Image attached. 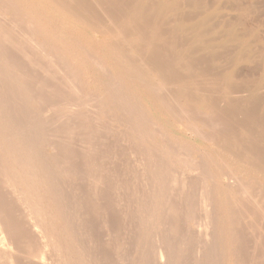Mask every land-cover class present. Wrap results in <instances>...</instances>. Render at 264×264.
Instances as JSON below:
<instances>
[{
	"label": "rangeland",
	"instance_id": "374dc122",
	"mask_svg": "<svg viewBox=\"0 0 264 264\" xmlns=\"http://www.w3.org/2000/svg\"><path fill=\"white\" fill-rule=\"evenodd\" d=\"M7 1L12 2V3H10L11 6H13L12 8L9 7L10 4L8 5L9 2H7ZM85 1L84 0L79 1V2H85L83 4L77 3L76 5L75 4L72 5V4H70L69 0H67L66 3L67 4L69 3L68 5L69 6L71 5L73 7H69L65 3V6H66L65 8H68L65 10V8L57 6L55 4V0H14V2H13V0L12 1L6 0V2L3 0H0V9H1L0 10V20H1L0 22H2L0 24V26H1V28H0V32H1L0 40L2 39V36H3V39H2L3 42H2V40L0 41V46H1L0 52L5 51V53H6V54L3 52H2L3 54L0 53L1 54L0 55V70H1L0 71V73H1L0 74V91H1L0 97L2 95H4V99H3V96L0 98V108H1L0 114H2L0 116L1 117L0 121H1V125L4 124L3 125L4 129H3V127H2V129L0 128V130L2 131V133L0 131V134H3V135H0V141H2V142H0V146L3 143L2 146L5 148V150L7 149L5 151L2 146L0 147L1 148L0 149V169L2 168L0 170V220H1L0 224L2 223L0 225V230H3V228H5L6 230L4 229L5 231L3 230L2 232L4 234L6 233V235L4 236L3 233H2L3 234L2 235L1 232H0V234L4 237V238L2 237L3 239L6 240V238H7V240L6 241L4 240V242H5V245L7 244L8 248L5 245L4 246L6 247L5 251L8 250V252H9V253L8 252L4 253V250L1 249L3 251V255L0 254V257L1 258L3 257V260L2 261L0 260V263L2 262L1 264H5V263L6 264H12L15 260V264H18L19 262H20L19 264H35V262L38 258L36 264H41V262L43 263L45 261L46 262L43 264H47V263H49V264H57V263L58 264H172V263L173 264H244V263L245 264H247V263L253 264L254 262H255V264H264V218L261 217V215L262 216L264 215V156H262V154L264 155V144L262 143V142H264L263 141L264 140V123H263L264 122V112H263L264 111V100H263L264 99L263 98L264 97L263 96L264 95V93H263L264 89L261 90L262 92L260 94L263 99H260L258 101L255 100L256 102L253 101L254 103L251 102L252 100H250V99L248 100V101H250V103L246 100V99H248V94L246 95L247 92L246 93L244 92L245 95H244V93H240L242 97L240 96V94H238V98H236V101H237V103L242 102L243 105L238 104L240 107L239 106L236 107L234 109V111H235L234 112L233 108L231 110V107H229V106H227L229 109L228 110L225 105H222L221 103H219V104H221V105H219L217 101H214L215 103H213V99L211 100V98H210V97H212L211 95L213 94V92L212 91L208 92L207 90H203L201 88V90H199L198 93L204 92L203 95H206V98H203V96H202V99H201L203 102V104H202L201 101L198 102V99L195 98L198 95H196L197 93H196L195 89L192 88V87H194L193 86L194 83L192 81L193 79H191V78L194 75H196L195 77H197V78H196V80L194 79L195 82H199V81L201 82L202 81V82L206 83L207 78L211 79V77H212L211 80L207 81V82H209V81L211 82V84H209V83L207 84L208 87L206 85H204V83H203L202 87L206 86V88L203 87L204 89H209L210 85L218 84V83L214 82L215 78L212 75H210L211 77L209 75H207L205 77L204 76L205 74L202 73L200 67L198 69L196 68V70H193V69L190 71L187 70L186 64H188L189 62L193 64V59L188 57L186 45L184 43L181 44V47L179 45V47L176 48V50L171 49L174 52L173 55L174 56L176 55L175 58L173 57L174 62L172 61L173 62L172 63L173 65H172L171 60L173 58L170 57V55H169L170 53L168 54L169 46H168V43L166 41V40H168V38H166V37L160 38V39L164 40L163 42L164 43L166 42V44L168 46L167 47L166 44L163 43L165 46L162 44L163 45L162 50H164V52H165V50L167 51L166 57L169 56L170 59H168L169 57L168 58H166L164 56L162 57V55H165L164 53L161 55V59L160 58L158 60L156 58L152 59L150 54L148 55L149 52H147V50L142 51V49L144 50V48H145L144 46H142V44L140 45V46H142L141 48H139L140 46L136 45V43L137 44L139 43L138 42L139 38H138L137 34L134 32L135 30L132 31L135 27V23H131L129 21L130 17H128L127 13L126 14L124 13L126 17L124 16L123 13H120L121 11L126 12L125 9L120 10V8L119 9L115 8L112 11L111 9H113L114 7L113 8L111 7L113 5L110 2H108V0H107L106 4L101 3L102 1L104 2V0H102V1L101 0H98V1L92 0L93 2L90 0H85ZM129 1L133 2L134 0H129ZM258 1L259 0H257L256 3ZM95 2H96V4H95ZM206 2H208V4H209V2H212V3L215 2L216 3L217 0H211V1L206 0ZM4 3H6L5 7H4V5H5ZM212 3H211V5L213 6L215 3L214 4H212ZM80 4H82V5L86 4V6H82ZM78 5H80L81 7ZM257 5H259L258 7H261L264 4H262V0H261V4L258 3ZM74 6L75 7L77 6L80 8L76 9L77 7L75 8ZM89 7H90V9H88ZM103 7H106V8H103ZM83 8L86 9V12L91 16L90 18H92V19L94 18L95 14H96L97 19L94 18V19H96L95 22L100 21L99 22L100 25H99V27H97L95 29V31H93V28L88 27L89 22H90V18H88L89 15H87V13L86 14L84 13L85 17L83 16V11H85ZM207 8H209V7H207ZM8 9H10V10H8ZM11 9H14L15 13H17L16 12V10H17L19 12V13H17L18 15L14 13V10L11 11ZM69 9L70 10L75 9L76 10V12H74V13H76L75 15H77L78 13H80V15L73 16L74 13H70V12H73V10L69 11ZM87 9L90 12L87 11ZM96 9H98V10H96ZM103 9H104V11H103ZM77 10L81 11V12H78ZM93 10H94V12H93ZM185 10H186L185 8L181 9V12H179L180 15L179 14L178 15L183 16V14L185 13ZM3 11H4L5 15H4ZM118 12L120 13V15L118 14ZM182 12H183V14H181ZM12 13H13V16H15V15H17V16H15V18L10 17ZM92 13H95L94 16L92 15ZM113 13L117 14V16ZM261 13H263V14L261 15ZM111 14H113V16ZM186 14H187V12L185 13V15ZM259 14L261 15L259 17H257L258 15H256V17H254V16L244 17L242 19L244 27L246 29H249V30L252 29L253 27H256L257 22L260 19L263 18L262 20H264V16H263L264 11L260 12ZM119 16H121V18ZM123 16L125 17L126 20L123 18ZM9 17L11 18L10 20H8ZM79 17H81V18H79ZM86 17L89 19L88 21L87 20L85 21ZM102 17H104V18H102ZM113 17H114V19H117V20L119 19V21L116 20L117 21L116 22L113 19ZM17 18L21 19V22H19L20 20L18 21ZM192 18L196 19L195 15ZM77 19L79 21H77ZM82 19H84V21ZM26 20H28L29 22ZM123 20H125L124 23H123ZM114 21L118 26H119V23H121L120 29L122 31L119 30L118 26H116ZM23 22H25V23H23ZM85 22L88 23V25ZM92 22H90V23H92ZM101 22H104V23L102 24ZM106 23H108V24H106ZM9 24H11L12 27H14V28H11V25H10V28L12 30L15 29V32H14V30H13V32L16 35L13 34V36H12V34H11L12 30L8 31L9 28L8 29L6 28V26L9 27ZM22 24L25 26H23ZM30 24H32V25L29 26ZM133 24H134V27L132 26ZM125 25L126 26L128 25V26L126 27ZM4 26H5V28H4ZM23 28H25V29H23ZM110 28H112V31ZM124 28H126V33H127L128 28H131L132 30L131 29H129V30L131 31V33L134 32L133 33L134 35H132L130 33L131 35L129 37V34H127V36L129 37L127 39L126 34L123 33V31L125 32V30H123ZM68 29H69V31H68ZM107 29H108V32H110V34H108L106 32ZM114 29H116V31H114ZM4 30H6V31H4ZM27 30L28 31L31 30V31L28 32ZM70 30H72V32H70ZM85 30H86V32H85ZM24 31H26L28 33L24 32ZM99 31L101 33L103 31H105V32H103L100 35ZM119 31H120V33H119ZM4 33H5V35H4ZM48 33H49V35H48ZM17 34H19V35H17ZM20 34L24 35L25 37L27 36L30 38V40H29V38L26 37V41H28V42L33 41V43L35 42L34 44L33 43L30 44V42L28 43L29 44V46L27 48L28 50L26 49L27 42L25 41V37L22 35H21L22 36L21 37ZM7 35L9 36V38ZM124 35L126 36V38H123V37H125ZM16 36L17 37L20 36V38L24 39V40H22V39L18 38V41L20 39L19 42L22 41L24 46L15 40V39H17V38H15ZM103 36L105 37V39ZM109 36H111V38ZM13 37H14V39H13ZM32 37H33V40L31 39ZM106 37H109V38L106 39ZM113 38H114V40H113ZM126 39H127V41H126ZM160 39L159 40L157 39L158 41L155 39L154 42L155 43H156V41H157V43L160 42L159 44L161 45L162 40H160ZM34 40H36V41H34ZM41 40H42V42H41ZM51 40H53V41H51ZM106 40L109 41L107 43L108 45L106 44V42H107ZM116 40L118 43H116ZM38 41H40V42H38ZM45 41H46V43L48 41L47 46H45L46 45ZM49 41H51V42H49ZM83 41H84V43H83ZM120 41H121V43L123 42V44H122V46L124 45L123 49L124 50L127 49L125 51L126 54L132 51V53H129V55L132 56L135 53L134 56H132V58L135 57V55H136V57L134 59L135 61L133 59H131L132 61H134V62H132L128 58L131 56H129L127 54L128 57H126V58H128L127 59L128 61L127 62L125 61L123 63L125 67L123 65L120 66L116 62V60L114 61V58H113L114 57V49H116V46L120 45ZM103 42L105 44H103ZM112 42H114V43H112ZM132 42H134L133 43L134 45L131 44ZM145 42H146V40L144 41V44H145ZM8 43H10V44H8ZM51 43H53V44H51ZM125 44H127L128 46ZM19 45L20 46L22 45V46L20 47ZM31 45H32V47H31ZM34 45H35V47H34ZM38 45H40V46H38ZM110 45L113 47L115 46V48L111 47ZM11 46H12V48H11ZM43 46H45V47H43ZM23 47L25 50L23 49ZM33 47L35 49H33ZM128 47H130V48H128ZM133 47H135V48L138 47V50L140 49L139 50L140 52H146V53L145 54L140 53L138 50H136L137 48L134 50ZM232 47H233V49H232ZM232 47L230 46L229 50L227 49V50L220 51V54L223 55V56L221 55V57H223V58L227 57L226 55H229L231 52H233V50L235 52L236 47L234 46V44ZM7 48H9L10 50ZM16 48H17V50H16ZM20 48L23 49L21 52H20V50H21ZM29 48H32L33 52H31V50H29ZM50 48H51V50H50ZM55 48H56V50H55ZM177 49H179V50L182 49V50L178 51ZM230 49H232V50L230 51ZM52 50H53V52H51ZM74 50H76V51H74ZM92 51L95 52L96 54L93 53ZM27 52H31V53H27ZM44 52H45V54H43ZM87 52H89V53H87ZM175 52H176V54H175ZM223 52L224 53L227 52L228 54L227 53L223 54ZM91 53H93V54H91ZM182 53H184V54H182ZM185 53H186L187 57L185 56ZM9 54L12 56V58ZM12 54H14L15 56ZM52 54H54V57L52 56ZM63 54H65L66 56ZM88 54H90L91 57ZM179 54H180V56H178ZM55 55H58V56H55ZM138 55H140V56H138ZM181 55H183V56H181ZM43 56L45 58H43ZM61 56H62V58H61ZM14 57L16 59L15 61H14ZM48 57L50 58V60H48L49 62H47V59H49ZM55 57L57 59H55ZM146 57H148V58H146ZM176 57H178V58L176 59ZM181 57H183L182 58L183 60H181ZM33 58L35 59V61ZM52 58H54V59H52ZM67 58H69V59H67ZM91 58H93L92 59L93 61L91 60ZM136 58L138 59V61L140 60L144 63V64H142V63L138 62V64L139 63L142 64L141 66L144 67L143 68L144 70L141 68L140 64L136 65L137 64ZM61 59H64L65 61L61 60ZM190 59L192 60V62L189 61ZM52 60H55L54 63L52 62ZM56 60H58V61H56ZM59 60L62 62H60ZM152 60H154V63L157 62V64L152 63L153 62ZM160 60H162L164 64ZM63 61H64V63H63ZM66 61H69L68 63H69L70 67L67 65V63H65ZM158 61H160V63H161L160 65H162V64L163 65L162 66L158 65V63H159ZM167 61L170 63L168 64ZM186 61H188V63ZM51 62L53 64V66H52ZM56 62H58V63H56ZM180 62H182V63L185 62L183 64L185 66H183L182 63L179 64ZM55 63H56V65H55ZM62 63L64 66H66V68H67V69L65 68L66 70L63 68L64 66L62 67V65H61ZM98 63H99V65H98ZM131 63H135V65L138 67H136L134 64H131ZM174 63H175V65H174ZM226 63L227 62L221 63V68L223 70H224V67H225V69H228V68H226L227 67ZM229 63H230V65L231 64L233 65L235 63V61H234V63L228 62V67H229ZM47 64H49L48 65L49 68L47 67ZM170 64L173 66V67H171L172 69L170 68V66H171ZM192 64H190V65H192ZM224 64H225V66H222ZM237 64H239V65H236V69L239 70L241 68L240 71L242 70L241 72L243 74L240 76L239 74H241V72L237 71L236 76L239 78V81L241 80V82H243L242 80H244V82L247 84L248 82L255 81V79H258L260 77L261 70H259V69H257V67H255L257 65V63L255 64V66L252 63H248V62H238ZM92 65L93 66L95 65V66L93 67ZM133 65L135 66V68L133 67ZM240 65H242V66H240ZM72 66H74V67H72ZM167 66L171 69L170 71H169V68ZM175 66H177V67L179 66V68H177ZM71 67L74 70L70 69ZM105 67H106V69L104 70ZM180 67H182L181 68L182 71L179 70ZM183 67H184V69H183ZM201 67H202V65H201ZM237 67H239V69ZM100 68H101V70H100ZM136 68H138V69H136ZM152 68H153V70H152ZM254 68H256V69H254ZM258 68H260V67L258 66ZM79 69L82 72H80ZM158 69L163 71V73L160 72V74L161 73L163 75L166 74V76L164 78L162 77L163 76L162 74H161L162 76H160V77H162L161 79L157 75V74H159V71H160V70L158 71ZM4 70L6 72H4ZM103 70L106 72H107V70H110L112 76H115V77H113L114 80L111 79L112 78L111 75L108 76L110 74L109 71H108L109 74L107 73V75H105L106 72L104 74ZM134 70H135V73H134ZM137 70H139L138 72L140 74H142L144 71L147 73L142 74L143 75L142 76L137 72ZM154 70H155V72H154ZM248 70L250 72H248ZM70 71H73V75L77 74L75 77H79V78H75L74 76H72L71 75L72 72H70ZM96 71H97V73H96ZM69 72L71 74H69ZM10 73H12V74H10ZM177 73L180 74L179 77H178ZM181 73H183V74H181ZM188 73H190V74H188ZM152 74L154 75V77ZM176 74H177V76H176ZM69 75L72 78L74 77L73 79H76V80L72 81L71 77L68 78ZM168 75H170V76L172 75V79L169 78ZM181 75H182V77L185 76L187 79L185 77H183L184 78L183 79L181 77ZM189 75H190V77H187ZM138 76H139V78L141 76V79H144V78L146 80L149 79V81L148 80L147 81L149 84L151 82V84H152L151 87L153 86L152 88H154V90H156L158 87V89H157L158 91L156 90L154 92V94L155 93H157V94L154 95V94H151V92L147 91L148 90L147 83H146V85H144L145 87L142 85V84H145L146 80L142 81L140 79L141 82H144V83H140V81L138 80L139 79ZM149 76L152 77L151 81H150ZM249 76H251V77H249ZM130 77H133V78H130ZM166 77H168V78H166ZM253 77L254 78L256 77V78L254 79ZM66 78H68V79H66ZM136 78H138V79H136ZM173 78L176 80H174ZM181 78L185 81L187 80L188 83H190V85H189L186 82L187 86L189 85L187 87L188 89L185 90L183 88V84L185 81H183ZM234 78H235L236 82H234L235 81L234 80V81H232L233 83L237 84V82H238V83L242 84L241 82H239L236 79V77H234ZM245 78H246V80H245ZM249 78L254 79V80L251 81ZM167 79H168V81H167ZM189 79H190V81H189ZM198 79H199V81H197ZM28 80H29V82H28ZM70 80L72 82H70ZM127 80H129V81H127ZM155 80H157V81H155ZM178 80H180L179 81L180 83L177 82ZM247 80H249V81H247ZM74 81H75V85H73ZM79 81H81L80 82L81 84L79 83ZM111 81H112V83H110ZM162 81H163V84H162ZM169 81H172L173 83L174 82L175 83L173 84L172 82H169ZM164 82H166L167 85H166V83L164 84ZM76 83L78 84V86H76L77 85ZM84 83H85V85H82ZM118 84H119V86H121V85L122 86L119 88L118 86H116ZM178 84H182V85H178ZM7 85H9V86H7ZM114 85H115V87H117L118 93L116 92V88L114 87ZM159 85H161V86H159ZM171 85H173V86L171 87ZM29 86H30V90H29V88L27 89V87H29ZM181 86H182V88H181ZM11 88H12V90H11ZM72 88H75V89L79 88V89H78V91L77 90L74 91L75 89H72ZM90 89H92V90H90ZM171 89L174 90V92ZM84 90H85V92H83ZM7 92H9L8 95L10 94L9 96L11 98L7 95ZM72 92L73 93L78 92V93H80V95L77 93L73 94ZM88 92H90V93H88ZM18 93H19V95H18ZM31 93H33V94L31 95ZM91 93H92V96H91ZM76 94L79 97H77V96L75 97ZM15 95H16V97H15ZM157 95H158V97H156ZM6 96H7V98H6ZM24 96H27L29 98L31 97V99H27V97H26V100H27L26 101ZM72 97H75V101L81 100L80 103L79 102L76 103ZM245 97H247V98H245ZM34 98H35V100H34ZM69 98H70V101H68ZM77 98H80V99L77 100ZM86 98L88 100L90 99V101H92V102H89ZM161 98H162V100H161ZM243 98H245V100H243ZM2 99L5 101H3ZM71 99H72V102H71ZM82 99H86L87 102L85 100L82 102ZM206 99H208V100H206ZM38 100L42 101V102H39ZM165 100H166V102H165ZM262 100H263V103L261 102ZM6 101H8V102H6ZM52 101H54V102H52ZM168 101H170L172 103H170ZM60 102H62V103L64 102L63 104L67 105V107L68 106L69 107L67 108L66 106H63V104ZM8 103L10 104V106ZM28 103H30V105ZM51 103L53 104L52 106H51ZM71 103H72V105L74 104L75 106L74 105L72 106ZM78 103H79V106L77 105ZM86 103H89V104L85 105ZM169 103H170V105H169ZM216 103H217V105H215ZM56 104H57L58 108L55 107ZM58 104H59V106H58ZM173 104H174V107H173ZM47 105H48L50 110L52 107H53L52 110L54 108L55 109L57 108L56 111L54 109L55 113L52 110L51 111L53 112V114L51 113V111L48 113V111H47L48 107H46ZM70 105H71V107H70ZM188 105H190V106H188ZM83 106H84V108H83ZM214 106H216V107L218 106V107L216 108ZM43 107H44V109H42ZM63 107H65L66 110L68 109V112L66 111L67 115H66V112L64 110L65 108H63ZM72 107H73V109L76 110V112L72 111L73 110ZM222 107L225 111L222 109ZM2 108L4 111L2 110ZM12 108H13V110H12ZM20 108H23V109H20ZM59 108H61L63 110H61ZM191 108H192V110H191ZM240 108H242V110ZM7 109H8V111H7ZM88 109H90V110H88ZM140 109L142 110V112L140 111ZM195 109H196V111H195ZM257 109H258V111H257ZM40 110H41V112H40ZM45 110L47 112H45ZM59 110L61 112L60 115H59L60 112L58 113ZM243 110L246 112H243ZM252 110H254V111H252ZM13 111H14V113H13ZM23 111H24V113H23ZM34 111H36L37 113H35ZM42 111H44L45 113L43 114ZM132 111H133V113H132ZM221 111H223V112H221ZM56 112L58 115L56 114ZM69 112H70V115L68 114ZM89 112H90V114H89ZM139 112H141V113L139 114ZM41 113L43 115H46L47 118L45 116H43L44 117L43 118ZM47 113L49 115L51 113L52 115L49 116ZM91 113H92V115H91ZM180 113H182V114H180ZM244 113L245 114L247 113L246 116L247 115L248 116L246 117ZM54 114H56V115H54ZM64 114H65L66 118H64ZM119 114H120V116H119ZM141 114H142V116L140 117ZM175 114L176 115L180 114V116L183 115L184 118H186V119H184L182 116L181 117L178 116L179 118H182V119H179V118H177V116ZM250 114L251 115L253 114V115L251 116ZM17 115H18V117H17ZM39 115H41V116H39ZM72 115H73V117H72ZM254 115L256 116V118ZM12 116H13V118H12ZM19 116L21 118H23L24 121ZM57 116L59 117L60 120L58 119ZM67 116H69V117H67ZM39 117H41V118H39ZM257 117H258V119H257ZM8 118H9V120L12 118L11 120H13L14 122L11 121V123H10ZM27 118L29 120H27ZM35 118H37V119H35ZM52 118H53V121H52ZM56 118L60 121V123ZM45 119H48L49 123H47L48 120H45ZM122 119L125 120L126 122L123 121ZM243 119H245V120H243ZM6 120H8V121H6ZM37 120H40V121H37ZM65 120H67V121H65ZM146 120H148V121H146ZM2 121H3V123H2ZM15 121H17V122H15ZM31 122H33V123L31 124ZM13 123H18V125L13 124ZM25 123H26V125H29V126L24 125ZM182 123H184V125H185V123L186 124L188 123L189 127L186 128V126H188V125L184 126ZM1 125H0V127H1ZM8 125H9V127H8ZM115 125H117V126H115ZM132 125L133 126L135 125L134 127H136V128H134ZM158 125H159V127H158ZM10 126H12V127H10ZM51 126H53V127H51ZM85 127H86V130H85ZM112 127H113V129H112ZM17 128H18V130H17ZM22 128L25 129L26 131L24 132V130ZM37 128H38V130H37ZM91 128H92V130H91ZM140 128L142 131L140 130ZM158 128L161 130L160 133H159L160 130H158ZM180 128H181V130H180ZM191 128H192V130H191ZM47 129H50V130H47ZM110 129H112V130H110ZM11 130H13L12 131L13 133L11 132ZM59 130H61V131H59ZM62 130H63V134H62ZM209 130H211V131H209ZM258 130H260V131H258ZM261 130H263V131L260 134ZM20 131H22V133L24 132L23 135ZM27 131L29 134L26 133ZM31 131H33V132H31ZM37 131L39 132V134ZM41 131L42 132L44 131L45 133L43 132L41 134ZM64 131H65V133H64ZM66 131H67V133H66ZM10 132L12 133V135H10ZM19 132L21 134H19ZM35 132L38 135H43L44 139L41 140L42 136L37 137V135L34 134ZM8 133H9V137L6 136ZM14 133L20 137L19 138H18V136L16 137V135H13ZM25 133L28 136L30 134L35 135L37 138L34 136L33 137L29 136V137H31L32 140L35 138L34 139V140H36L35 142H37V139H38V142H37L38 144L35 143L34 140L32 141L31 138L29 139L25 135ZM51 133L52 134L54 133V134L52 135ZM148 133H150V134L148 135ZM253 133H254V135H253ZM122 134H124V135H122ZM146 134L151 139H149ZM201 134H202V136H201ZM206 134H208V135H206ZM151 135H153V136L151 137ZM161 135L163 137L160 138ZM198 135H200L201 137ZM203 135H205V136H203ZM258 135H259V137H258ZM54 136H56V138ZM66 136L68 138H65ZM6 137L8 139H14L12 141L16 142V143L13 142L14 145L11 144L13 147L15 146L14 147L15 151L17 149L19 150V148H21L23 145V147L21 148L22 150H19L20 151L19 152V158L21 156H22V158L25 157L24 160L27 161L26 164L24 163L25 161L22 159V162L21 163L19 162V166L16 165V163H18V161L16 160L17 156H18V154H17L18 151L14 152V154H11V153H13L14 149L10 145V147H12V150H11V153H9L10 148L8 146L12 141L5 139ZM24 137L25 138L27 137L28 139L27 138L26 139L28 141ZM58 137H60V138H58ZM20 138L22 139V141ZM51 138L54 139V141H51L52 144H50ZM152 138H155V140L154 139L152 140ZM4 139L7 141L5 142ZM23 139H25V141ZM56 139H58V140H56ZM39 140H40V143H39ZM60 140H62V141H60ZM146 140H147V142H146ZM223 140L225 142H223ZM249 140L251 142H249ZM8 141L10 142L9 144H7ZM25 142H27L26 145H25ZM29 142H31V143L29 144ZM32 143L35 144L36 147H34V145ZM257 143L259 144V146ZM28 144L30 146L26 147ZM157 144L158 145L161 144V146H158ZM226 146H228V147H226ZM37 147H39V148H37ZM161 147H163V148H161ZM172 147H173V150H172ZM224 147H225V149H224ZM24 148H26L27 150H25ZM167 148H168V150H167ZM253 148H255V149H253ZM261 148H263V149H261ZM39 149H41V150H39ZM27 151H29V152H27ZM40 151H42V152H40ZM260 151H261V153H260ZM7 152L9 154V157L7 156L8 155ZM21 152H22V155H20ZM23 152H24V154H23ZM25 152H27L29 154H27ZM30 152H32L33 154ZM58 152H59V154H58ZM10 154L12 155L11 157H10ZM35 154H37V155H35ZM183 154H186V155L184 156ZM251 154H254V155H251ZM14 155H15V157H14ZM27 155H29V156H27ZM182 155H183V157H182ZM235 155H237V156H235ZM40 156H42V157H40ZM259 156L262 158L259 159ZM29 157L32 159L29 160L30 159ZM60 157H62V159ZM158 157H159V160H158ZM188 157H189V159H188ZM56 158H57V160H56ZM182 158H183V160H182ZM36 160L38 162L37 164H36ZM14 161L15 162L17 161V162L15 163ZM19 161H21V159H19ZM55 161H57V162H55ZM10 163L13 164L14 166L13 165L11 166ZM28 164H30V165L28 166ZM31 164H32V166H31ZM62 164H65V165H62ZM187 164H189V165H187ZM20 165L21 166L23 165L24 167L21 168ZM26 165L28 168L29 167L31 168L30 170L27 168L31 174H29V172H27ZM71 165H73V166H71ZM193 165L195 167H193ZM62 166H64V169ZM187 166H188V168H187ZM34 167H35V169H34ZM61 167H62V169H61ZM65 167H67L68 169L67 168L65 169ZM194 168H196V169H194ZM22 169L26 170V171L24 172ZM258 169L259 170L262 169V171H257ZM44 170H45L46 174L43 173ZM222 170H223V173L224 172L226 173V175H224L225 173L222 174ZM18 172L20 174H18ZM47 172L48 173L50 172L49 173L50 175L47 174ZM75 172H77V173H75ZM203 173L204 174L206 173L205 174L206 176ZM209 173H210V175H209ZM13 174H15L16 176ZM227 174H228V176H227ZM33 175H34V179H33ZM36 175H37V177H36ZM223 175L225 177H223ZM11 176H12V178H11ZM46 176L48 177L49 182L48 181L46 182V180H47ZM49 176L52 178L50 179ZM4 177H5V180H4ZM35 177L38 180L36 182H35ZM233 177H235V178H233ZM20 178H22V180ZM41 179H42V181H40ZM93 179H94V181H93ZM12 180H14V181H12ZM20 180H21V182H20ZM31 180H34V181H31ZM50 180H53V181H50ZM95 180H96V183H95ZM32 182L36 183V185L38 186V190L36 192L37 195H39V196L41 195L40 197L37 196V198H36V195H34V193H33L32 195L35 196V199H34V197H32V195L30 193V190H31L30 187H33L30 185H34ZM65 183L66 184L68 183V184L66 185ZM8 184H9V187H8ZM51 184H54L55 186L54 185L52 186ZM69 184H71L73 187ZM232 184H233V186H232ZM235 184H236V186H235ZM204 186H206V187L208 186L207 190L205 189L206 187L204 188ZM10 187H11V189H10ZM12 187H14V188H12ZM16 187L18 188V190ZM26 187L28 189H26ZM237 187H239V188H237ZM53 188H54V190H52ZM202 188H204V189L202 190ZM231 188H233V189L231 190ZM12 189H14V190L11 191ZM41 189H43L44 192ZM21 190L22 191L25 190V191H23L25 196L20 193ZM63 190H64V192H63ZM241 190L243 193L241 192ZM261 190H262V193H261ZM49 191L51 192V194ZM253 191H255V193ZM10 192H12V193H10ZM40 192H41V194H40ZM16 193H17L18 197H17ZM62 193H63V195H61ZM253 193H254V195H253ZM260 193H261V195H260V197H258ZM43 195H46L45 199L43 198L44 197ZM70 196L72 199L70 198ZM244 196H246V197H244ZM24 197L25 198L28 197L27 199H28V202L30 203L29 205H28V202L26 203L27 199H23ZM66 197L69 200H67ZM208 198H210V199H208ZM48 199L51 201H49ZM32 200H34V201H32ZM38 200H41L40 201L41 203ZM242 200H243V202H242ZM43 201L47 202V204H52V205L47 206L46 203H43ZM261 201H263V203ZM24 202H25V205L27 204L29 206L28 208H27V205L26 206L24 205ZM259 202H260V204H259ZM66 203H67V205H66ZM31 204L33 206H35L34 204H36V206L39 205L38 212L40 213V215L35 214V216H37V218L40 216V219L39 218L38 219L39 220L43 219L44 221L42 220L41 222H44L43 224L45 226L47 225L46 227L43 224H42V226L36 225L37 224L36 222L38 221V220H36V217L33 216V218L36 220V222H35V220L31 219V217H32L31 215H34L32 212V208L34 209V207ZM253 204H254V206H253ZM30 205H31V207H30ZM204 205L206 206L207 209L205 208ZM250 205H252V206L250 207ZM76 206H78V207H76ZM68 207H70V208H68ZM30 208H31V213L29 212L30 210H27ZM210 208H212V209H210ZM246 208H249V209H246ZM47 209H49V210H47ZM252 209H254V210H252ZM23 210H25L26 212ZM69 210H71V211H69ZM235 210L237 211V214L235 213ZM239 210H241V211H239ZM27 211L29 212V214ZM47 211H49V212H47ZM43 212H45V214ZM48 213H51V214L48 215ZM207 213H208V215H207ZM41 214L42 215L44 214L43 217ZM190 214H192L193 217ZM53 215H54L55 219H54ZM62 215H63V217H62ZM257 215H258V218L256 220ZM185 216H186V218H185ZM245 216H247V217H245ZM45 217H47V218H45ZM67 217H68V219H67ZM206 217H207V219L210 218L209 219L210 222L206 220ZM45 219L47 221H45ZM51 219H52V221H50ZM235 219H237V220H235ZM261 219H262V221H261ZM204 220H206V221H204ZM245 220H247V221H245ZM45 222H46V224H45ZM51 222H52V224H50ZM69 223H71V224L69 225ZM75 223H77V224H75ZM34 225H36L37 227ZM1 227H2V229H1ZM39 227H41V228H39ZM44 227L47 229V232H49V233L46 232ZM33 228L35 229L34 233H37V232H39L37 230L42 229L44 232V235H42L43 232L40 230L39 234L37 233L36 234L37 236H36L32 231V230H34ZM36 228H37V230H36ZM51 228H55V229H51ZM190 230H191V232H190ZM52 231L53 232L57 231L58 235L56 236L54 234L56 232L53 233ZM72 231H76V232H72ZM7 232L9 233V235ZM51 232H52V234H51ZM40 234L42 235V237L40 236ZM46 234H48V235H46ZM53 234L55 235V237H53L54 236ZM37 237H40V238H37ZM45 237L47 239V242H45V240H44ZM2 238L0 237V239H2ZM183 239L185 240V242ZM187 239H188V241H187ZM208 239H209V241H208ZM234 239H236V240H234ZM11 240L13 243L11 242ZM74 240H76L77 242ZM182 241H183V243H182ZM38 242H41V243H38ZM51 242H52V245H51ZM215 242H216V244H215ZM240 242H241V244H240ZM43 243L44 244L46 243L49 246L47 247V245L46 244L43 245ZM44 246H45V248H44ZM179 246H181V247H179ZM239 247H241V248H239ZM27 248L29 249V251ZM31 248L32 249L34 248L33 249L34 252H33V250H31ZM38 248H40V250ZM61 248H62V250H61ZM50 249H51V251H50ZM1 250H0V253L2 252ZM30 250L32 251V253L36 252L35 253L36 255H34V254L32 255ZM47 250H49V251H47ZM41 251H42V253H41ZM43 251L45 253L46 252L47 253L43 254L44 253ZM10 252L14 255L15 258L11 257L12 254ZM29 252H30V256L32 257V259H33V256H35L36 258L34 257V259L32 260L31 257L29 255H27V253L29 254ZM39 252L42 254L41 257L43 256L45 259V261H41L40 263H38L40 258H41V257L39 258V256H40ZM6 253L9 254L10 258L8 255H7V257L5 256L6 259L4 258V254H6ZM48 253H49V255H48ZM55 254H56V256H55ZM23 255H25V256H23ZM51 256H53V257H51ZM219 256H220V258H219ZM240 256L241 257L243 256L242 259L240 258ZM26 257H28V258H26ZM46 257L47 258L49 257L50 259L49 258L47 259ZM11 258H13V259L10 260ZM80 258H81V260H79ZM7 259L9 261H7ZM58 259H59V261H58ZM242 261H244V262L242 263ZM7 262H10V263H7Z\"/></svg>",
	"mask_w": 264,
	"mask_h": 264
},
{
	"label": "bare ground",
	"instance_id": "6f19581e",
	"mask_svg": "<svg viewBox=\"0 0 264 264\" xmlns=\"http://www.w3.org/2000/svg\"><path fill=\"white\" fill-rule=\"evenodd\" d=\"M3 1H5L6 2V0H3ZM12 1V0H11ZM65 1V2H64ZM66 1L67 0H55V4L57 5V6H59V7H63V8H65L66 6H65V3H66ZM79 1H82V0H69V2H70V4H77V3H85V2H79ZM90 1H92V0H90ZM94 1V0H93ZM92 1V2H93ZM98 1V0H97ZM96 1V2H97ZM102 1V0H101ZM129 3H128V2ZM108 0V2H110L113 6H111L113 9H111L112 11L115 9V8H120V10L122 9H125V11L126 12H123V11H121L120 13H127V15H128V17H130V22L131 23H135V27H134V24L132 25L133 27H134V29L132 30L131 28H128V30H127V33H126V28H124L123 30H125V32L123 31V33L124 34H126V36H127V34H129V37H130V35L132 34V35H134L133 33L135 32L136 34H137V36H138V38H139V40H138V44L136 43V45H138V46H140L141 44H142V46H144L143 48H144V50L142 49V51H145V50H147V52H149L148 53V55L150 54V56L152 57V59L153 58H156L157 60L160 58L161 59V55L164 53L165 55H162V57L164 56V57H166V50H165V52H164V50H162V46L164 45V44H166V42L164 43L163 41L164 40H162V39H160V38H163V37H166V38H168V40H166L167 41V43H168V46H169V52H168V54L170 55V57H174L175 58V56L173 55V50H171V49H175L176 50V48H178L179 47V45H180V47H181V44H185L186 45V49H187V55H188V57L189 58H191V59H193V64L192 63H188V61H186L188 64H186V67H187V70H196V68L198 69L199 67L201 68V71H202V73L203 74H205L204 76L206 77L207 75H212L214 78H215V83H218V84H213V85H210L209 86V89H204V88H206V86H207V84L209 83V84H211V82L209 81V82H207L208 80H211L212 79V77H211V79H209V78H207V81H206V83L205 82H200L199 81V79L197 80V81H199V82H195L194 81V79L196 80V78L197 77H195L196 75H192L191 77V79H193L192 81H193V83H194V87H192V88H194L195 89V91H196V95H198V96H196L195 98L196 99H198V102L199 101H201L202 102V96H203V98H206V95H203L204 94V92H201V93H198L199 92V90H201V88L203 89V90H207L208 92H210V91H212L213 92V94L211 95L212 97H210L211 98V100L213 99V103H215L214 101H217L218 102V104L219 103H221L222 105H225L226 107L227 106H229V107H231V110H232V108H233V111H234V109L236 108V107H238L240 104L241 105H243L242 104V102L241 103H237V101H236V98H238V94H240V93H246V95L248 94V99H246L247 101L250 99V100H252L251 102H256V101H258V100H260V99H263L262 97H261V90L262 89H264V20H262V19H260L258 22H257V25H256V27H253L252 29H246L245 27H244V25H243V22H242V19L244 18V17H246V16H254V17H256V15H258L257 17H259V16H261L263 13H261V15L259 14L260 12H263L264 11V5L263 6H261V7H258L259 5H257L258 3H260L261 4V0H259L257 3H256V1L257 0H217V2L215 3V2H209V4L211 5V3L212 4H214L213 6L211 5H209L208 4V2H206V0H134L133 2L132 1H129V0ZM211 1V0H210ZM264 0H262V4H264V2H263ZM7 2H9V1H7ZM13 2H14V0H13ZM51 2V1H50ZM64 2V3H63ZM96 2H95V4H96ZM131 2V3H130ZM10 3H12V2H9L8 3V5L10 4ZM91 3V2H90ZM99 3V2H98ZM101 3H107V0L105 1L104 0V2L102 1ZM5 5H4V7L6 6V3H4ZM69 4V3H68ZM67 3H66V5L67 6H69ZM82 4H80V5H82ZM87 4V3H86ZM86 4H84V5H82V6H86ZM94 4V5H95ZM80 5H78V6H80ZM102 5V4H101ZM109 5V4H108ZM209 5V6H208ZM9 7H13V6H11V4H10V6ZM69 7H73V6H69ZM75 7V6H74ZM77 7V6H76ZM75 7V8H76ZM81 7V6H80ZM80 7H77L76 9H78V8H80ZM100 7V6H99ZM110 7V6H109ZM207 7H209V8H207ZM263 7V8H262ZM7 8V7H6ZM98 8V7H97ZM103 8H106V7H103ZM183 8H185L186 10H185V13L187 12V14L185 15V13L183 14V12L181 13V14H183V16H179L180 15V13L179 12H181V9H183ZM66 9H68V8H65V10ZM84 9V8H83ZM82 9V10H83ZM88 9H90V7L88 8ZM87 9V11H89ZM99 9V8H98ZM98 9H96V10H98ZM1 10V9H0ZM3 10V9H2ZM6 10V9H5ZM8 10H10V9H8ZM12 10H14V9H11V11ZM19 10V9H18ZM73 10V9H72ZM72 10H70L69 9V11H72ZM85 11H83V16L85 17V15H84V13L86 14L87 12H86V9H84ZM101 10V9H100ZM107 10V9H106ZM105 10V11H106ZM20 11V10H19ZM68 11V10H67ZM78 11V10H77ZM103 11H104V9H103ZM6 12V11H5ZM9 12V11H8ZM16 12L17 13H19L17 10H16ZM74 12H76V10L74 9L73 10V12H70V13H74ZM78 12H81V11H78ZM77 12V13H78ZM90 12V11H89ZM93 12H94V10H93ZM110 12V11H109ZM115 12V11H114ZM3 13H4V11H3ZM14 13H15V10H14ZM17 13H15V14H17ZM98 13V12H97ZM101 13V12H100ZM107 13V12H106ZM112 13V12H111ZM120 13L118 12V14L120 15ZM69 14V13H68ZM76 13H74V15L73 16H77V15H80V13H78L77 15H75ZM94 14L95 13H92V15L94 16ZM102 14V13H101ZM113 14H115V13H113ZM113 14H111L112 16H113ZM122 14V15H123ZM125 14H124V16H125ZM179 14V15H178ZM4 15H5V13H4ZM18 15V14H17ZM17 15H15V16H17ZM71 15V14H70ZM82 15V14H81ZM87 15H89L88 13H87ZM86 15V16H87ZM110 15V16H111ZM116 16H117V14H115ZM121 15V16H122ZM194 15H195V17H196V19L195 18H192V17H194ZM15 16H13V13L11 14V16L10 17H14L15 18ZM25 16V15H24ZM121 16H119L120 18H121ZM123 16V18L125 19V17ZM264 16V15H263ZM8 18V20H10L11 18ZM82 17V16H81ZM81 17H79V18H81ZM91 16L89 15V17L88 18H90ZM108 17V16H107ZM229 17V18H228ZM78 18V17H77ZM87 18V17H86ZM85 18V21L87 20H89L88 18L86 19ZM94 18H96V14H95V16H94ZM93 18V19H94ZM99 18V17H98ZM102 18H104V17H102ZM18 19V18H17ZM92 18H90V22H92V23H90L89 22V28L91 27V28H93V31H95V29L97 28V27H99V25H100V21L99 22H95V20L97 19H94L93 20ZM101 19V18H100ZM99 19V20H100ZM113 19H114V17H113ZM259 19V18H258ZM20 20V21H19ZM83 21H84V19H82ZM92 20V21H91ZM103 20V19H102ZM107 20V19H106ZM110 20V19H109ZM115 21L117 20V19H114ZM126 20V19H125ZM125 20H123V23H124V21ZM256 20V19H255ZM1 21V20H0ZM18 21L19 22H21V19H18ZM26 21H28V20H26ZM77 21H79L78 19H77ZM112 21V20H111ZM115 21H114V23H115ZM117 21H119V19L117 20ZM116 21V22H117ZM121 21V20H120ZM257 21V20H256ZM29 22V21H28ZM82 22V21H81ZM122 22V21H121ZM128 22V21H127ZM2 22H0V24H1ZM23 23H25V22H23ZM83 23V22H82ZM86 23V22H85ZM84 23V24H85ZM102 24L104 23V22H101ZM12 24V23H11ZM11 24H9V27H7L6 26V28L8 29V31H10V30H12L11 28H14V27H12V25ZM87 25H88V23H86ZM106 24H108V23H106ZM116 24V23H115ZM120 24L121 23H119V26L116 24V26H118V28H119V30L120 31H122L121 29H120ZM10 25H11V28H10ZM20 25V24H19ZM23 25V24H22ZM32 24H30L29 26H31ZM114 25V24H113ZM129 25V24H128ZM127 25V26H128ZM131 25V24H130ZM3 26V25H2ZM23 26H25V25H23ZM102 26V25H101ZM108 26V25H107ZM115 26V27H116ZM126 26V25H125ZM126 26V27H127ZM103 27V26H102ZM101 27V28H102ZM111 27V26H110ZM0 28H1V26H0ZM3 28V27H2ZM4 28H5V26H4ZM20 28V27H19ZM88 28V29H89ZM106 28V27H105ZM23 29H25V28H23ZM49 29V28H48ZM66 29V28H65ZM79 29V28H78ZM87 29V28H86ZM111 29V31H112V28H110ZM129 29H131L132 31H134L133 33H131V31L129 30ZM14 30V32H15V29H13ZM13 30H12V32H13ZM29 30V29H28ZM27 30V31H28ZM38 30V29H37ZM83 30V29H82ZM91 30V29H90ZM103 30V29H102ZM4 31H6V30H4ZM20 31V30H19ZM31 31V30H30ZM30 31H28V32H30ZM68 31H69V29H68ZM84 31V30H83ZM114 31H116V29H114ZM120 31H119V33H120ZM130 31V32H129ZM11 32V34H12V36H13V34H15L14 32L12 33ZM17 32V31H16ZM24 32H26V31H24ZM28 32H26V33H28ZM36 32V31H35ZM34 32V33H35ZM48 32V31H47ZM70 32H72V30H70ZM85 32H86V30H85ZM97 32V31H96ZM103 32H105V31H103ZM102 32V33H103ZM106 32L108 33V34H110V32H108V29L106 30ZM129 32V33H128ZM19 33V32H18ZM99 33H100V35L102 34L100 31H99ZM118 33V34H119ZM131 33V34H130ZM0 34H1V32H0ZM8 34V33H7ZM25 34V33H24ZM122 34V33H121ZM135 34V35H136ZM4 35H5V33H4ZM16 35V34H15ZM14 35V36H15ZM17 35H19V34H17ZM22 34H20V36H21ZM38 35V34H37ZM48 35H49V33H48ZM112 35V34H111ZM123 35V34H122ZM8 36V35H7ZM20 36H16L15 38H17V39H15L17 42H19L20 41V39H22V38H20ZM22 36H24V35H22ZM21 36V37H22ZM106 36V35H105ZM114 36V35H113ZM112 36V37H113ZM125 36V35H124ZM126 36L125 37H123V38H126ZM25 37V36H24ZM27 37V36H26ZM26 37H25V41H26ZM49 37V36H48ZM104 37V36H103ZM110 38H111V36H109ZM109 37H106V39H108ZM128 36H127V39L129 38ZM133 37V36H132ZM8 38H9V36H8ZM18 38H20L19 39V41H18ZM27 38H29V37H27ZM43 38V37H42ZM41 38V39H42ZM122 38V37H121ZM120 38V39H121ZM122 38V39H123ZM134 38V37H133ZM2 39H3V36H2ZM1 39V40H2ZM13 39H14V37H13ZM32 40H33V37L31 38ZM45 39V38H44ZM43 39V40H44ZM47 39V38H46ZM104 39H105V37H104ZM119 39V40H120ZM127 39H126V41H127ZM137 39V38H136ZM162 40L161 42V45L159 44L160 42H158L157 43V41H156V43L154 42V40ZM0 40V41H1ZM9 40V39H8ZM22 40H24V39H22ZM29 40H30V38H29ZM79 40V39H78ZM113 40H114V38H113ZM125 40V39H124ZM146 40V42H145V44H144V41ZM5 41V40H4ZM7 41V40H6ZM24 41V42H25ZM34 41H36V40H34ZM51 41H53V40H51ZM51 41H49V42H51ZM74 41V40H73ZM80 41V40H79ZM107 41V40H106ZM131 41V40H130ZM2 42H3V40H2ZM16 42V43H17ZM22 42V41H21ZM21 42H19L20 44H22L23 45V42L21 43ZM27 42V44L30 42H28V41H26ZM25 42V43H26ZM38 42H40V41H38ZM41 42H42V40H41ZM82 42V41H81ZM109 41H107L106 42V44L108 43ZM5 43V42H4ZM3 43V44H4ZM7 43V42H6ZM15 43V44H16ZM24 43V44H25ZM33 43V41L32 42H30V44H32ZM35 43V42H34ZM33 43V44H34ZM47 43H48V41H47ZM47 43H46V41H45V46H47ZM55 43V42H54ZM80 43V42H79ZM83 43H84V41H83ZM112 43H114V42H112ZM116 43H118L117 42V40H116ZM130 43V42H129ZM134 42H132L131 44H133ZM164 43V44H163ZM8 44H10V43H8ZM7 44V45H8ZM26 44V49L28 48V46H29V44L27 45ZM44 44V43H43ZM42 44V45H43ZM51 44H53V43H51ZM103 44H105L104 42H103ZM122 44H123V42L121 43V41H120V45H118V46H116V49H114V61L116 60V62L120 65V66H124V62L126 61H128L127 59L129 58L130 60L131 59H135V57H136V55H135V57H133L132 58V56H134V54L131 56V55H129V53H132V51L131 52H129V53H127L129 56H131V57H128L127 56V54H126V50H124L123 48V46H122ZM130 44V45H131ZM163 44V45H162ZM189 44V45H188ZM233 44H234V46L236 47L235 48V52H234V50H233V52H231L229 55H226L227 57H225V58H223V57H221V55L222 54H220V51H222V50H229V48H230V46L232 47L233 46ZM17 45V44H16ZM21 45V46H22ZM41 45V46H42ZM82 45V44H81ZM108 45V44H107ZM113 45V44H112ZM116 45V44H115ZM125 45H127V44H125ZM134 45V44H133ZM132 45V46H133ZM6 46V45H5ZM20 46V45H19ZM20 46V47H21ZM24 46V45H23ZM38 46H40V45H38ZM45 46H43V47H45ZM49 46V45H48ZM54 46V45H53ZM86 46V45H85ZM84 46V47H85ZM95 46V45H94ZM111 46V45H110ZM128 46V45H127ZM142 46H140L139 48H141ZM161 46V47H160ZM165 46V45H164ZM166 46H167V44H166ZM167 46V47H168ZM184 46V45H183ZM188 46V47H187ZM1 47V46H0ZM3 47V46H2ZM31 47H32V45H31ZM34 47H35V45H34ZM33 47V49H35ZM52 47V46H51ZM55 47V46H54ZM70 47V46H69ZM72 47V46H71ZM109 47V46H108ZM111 47H113V46H111ZM5 48V47H4ZM11 48H12V46H11ZM39 48V47H38ZM42 48V47H41ZM59 48V47H58ZM97 48V47H96ZM104 48V47H103ZM113 48H115V46L113 47ZM128 48H130V47H128ZM132 48V47H131ZM134 48V50L136 49V50H138V47H133ZM183 48V47H182ZM1 49V48H0ZM3 49V48H2ZM7 49H9V48H7ZM21 49V48H20ZM23 49H24V47H23ZM23 49H21L20 50V52L23 50ZM32 48H29V50H31V52H33L32 50H33ZM62 49V48H61ZM164 49V48H163ZM167 49V48H166ZM232 49H233V47H232ZM232 49H230V51L232 50ZM10 50V49H9ZM16 50H17V48H16ZM25 50V49H24ZM28 50V49H27ZM40 50V49H39ZM43 50V49H42ZM45 50V49H44ZM50 50H51V48H50ZM54 50V49H53ZM53 50L51 51V52H53ZM55 50H56V48H55ZM131 50V49H130ZM140 50V49H139ZM138 50V51H139ZM178 51H181V50H179V49H177ZM185 50V49H184ZM7 51V50H6ZM41 51V50H40ZM39 51V52H40ZM74 51H76V50H74ZM3 52V51H2ZM2 52H0V53H2ZM31 52H27V53H31ZM43 52V51H42ZM48 52V51H47ZM50 52V53H51ZM78 52V51H77ZM93 52V51H92ZM109 52V51H108ZM140 52V51H139ZM183 52V51H182ZM186 52V51H185ZM3 53H5V51L3 52ZM2 53V54H3ZM12 53V52H11ZM36 53V52H35ZM65 53V52H64ZM87 53H89V52H87ZM93 53H95V52H93ZM93 53H91V54H93ZM140 53H143V54H145L146 52H140ZM180 53V52H179ZM225 53H227V52H225ZM224 52H223V54H225ZM6 54V53H5ZM38 54V53H37ZM43 54H45V52L43 53ZM59 54V53H58ZM75 54V53H74ZM96 54V53H95ZM175 54H176V52H175ZM182 54H184V53H182ZM228 54V53H227ZM1 55V54H0ZM10 55V54H9ZM12 55H14V54H12ZM27 55V54H26ZM29 55V54H28ZM32 55V54H31ZM40 55V54H39ZM62 55V54H61ZM63 55H65V54H63ZM88 55H90V54H88ZM142 55V54H141ZM147 55V54H146ZM187 55H186V53H185V56L187 57ZM4 56V55H3ZM7 56V55H6ZM11 56V55H10ZM15 56V55H14ZM25 56V55H24ZM23 56V57H24ZM38 56V55H37ZM41 56V55H40ZM51 56V55H50ZM52 56L54 57V54H52ZM55 56H58V55H55ZM66 56V55H65ZM96 56V55H95ZM138 56H140V55H138ZM145 56V55H144ZM168 56V55H167ZM178 56H180V54L178 55ZM181 56H183V55H181ZM198 58H197V57ZM223 56V55H222ZM29 57V56H28ZM42 57V56H41ZM90 57H91V55H90ZM94 57V56H93ZM126 57H128V58H126ZM149 57V56H148ZM148 57H146V58H148ZM169 57V56H168ZM168 57H166V58H168ZM170 57L168 58V59H170ZM11 58H12V56H11ZM25 58V57H24ZM27 58V57H26ZM43 58H45L44 56H43ZM49 58V57H48ZM61 58H62V56H61ZM78 58V57H77ZM96 58V57H95ZM112 58V59H113ZM141 58V57H140ZM145 58V59H146ZM174 58L171 60V64L174 62L173 60H174ZM178 57H176V59H177ZM183 57H181V60H183L182 59ZM196 58V59H195ZM6 59V58H5ZM34 59V58H33ZM52 59H54V58H52ZM55 59H57L56 57H55ZM67 59H69V58H67ZM93 58H91V60H92ZM97 59V58H96ZM144 59V60H145ZM151 59V58H150ZM149 59V60H150ZM155 59V60H156ZM163 59V58H162ZM180 59V58H179ZM186 59V58H185ZM189 60V61H191L192 62V60ZM8 60V59H7ZM16 59H15V57H14V61H15ZM46 60V59H45ZM48 60H50V58L49 59H47V62H49ZM61 60H64V59H61ZM90 60V59H89ZM166 60V59H165ZM10 61V60H9ZM34 61H35V59H34ZM54 61L55 60H52V62L54 63ZM56 61H58V60H56ZM60 61V60H59ZM65 61V60H64ZM64 61H63V63H64ZM71 61V60H70ZM93 61V60H92ZM132 61V60H131ZM135 61V60H134ZM134 61H132V62H134ZM136 61H137V64L136 65H139L140 63H142V64H144L142 61H138V59L136 58ZM153 62L152 63H154V60H152ZM160 61H162V60H160ZM160 61H158L159 63H158V65H160L161 63H160ZM173 61V62H172ZM234 61H235V63H234ZM8 62V61H7ZM46 62V63H47ZM52 62H51V64H52ZM60 62H62V61H60ZM59 62V63H60ZM69 61H66L65 63H67V65L69 66V63H68ZM76 62V61H75ZM90 62V61H89ZM138 62H140L139 64H138ZM156 62V61H155ZM222 62H227L226 64H227V67L226 68H228V69H225V67H224V70L221 68V63ZM228 62H233L234 64L231 66L230 65V63H229V67H228ZM238 62H248V63H252L254 66H255V64L257 63V65L260 67V68H258V66L256 65L255 67H257V69H259V70H261V75H260V77L258 78V79H255L254 77V79H255V81H252V80H254V79H250L252 82H248L247 84L244 82V80H242L243 82H241V80L239 81V78L236 76V74H237V71H239V72H241L240 71V69H239V67H237L239 70H237L236 69V65H239V64H237ZM13 63V62H12ZM17 63V62H16ZM56 63H58V62H56ZM56 63H55V65H56ZM63 63L61 64L62 65V67L64 66L63 65ZM100 63V62H99ZM99 63H98V65H99ZM162 63H163V61H162ZM167 63L169 64L170 62H168L167 61ZM182 62H180L179 64H181ZM185 62H183L182 63V65L184 64ZM11 64V63H10ZM9 64V65H10ZM50 64V65H51ZM126 64V63H125ZM131 64H134L135 65V63H131ZM142 64H140V66L142 65ZM154 64H157V62L156 63H154ZM164 64V63H163ZM162 64V65H163ZM170 64V65H171ZM190 64H192V65H190ZM2 65V64H1ZM18 65V64H17ZM48 65L49 64H47V67H48ZM54 65V66H55ZM58 65V64H57ZM96 65V64H95ZM94 65V66H95ZM133 65V67L135 68V66ZM152 65V64H151ZM162 65H160V66H162ZM169 65V66H170ZM173 65V64H172ZM170 66V68L171 67H173V66ZM174 65H175V63H174ZM201 65H202V67H201ZM252 65V66H253ZM52 66H53V64H52ZM67 66V67H68ZM93 66V65H92ZM93 66V67H94ZM97 66V65H96ZM104 66V65H103ZM144 66V65H143ZM146 66V65H145ZM181 66V65H180ZM183 66H185V65H183ZM193 66V67H192ZM222 66H225V64L224 65H222ZM240 66H242V65H240ZM251 66V65H250ZM4 67V66H3ZM70 67V66H69ZM68 67V68H69ZM72 67H74V66H72ZM72 67L70 68V69H72ZM125 67V66H124ZM136 67H138V66H136ZM166 67V66H165ZM168 67V66H167ZM175 67H177V66H175ZM185 67V68H186ZM247 67V66H246ZM17 68V67H16ZM49 68V67H48ZM55 68V67H54ZM57 68V67H56ZM59 68V67H58ZM64 69L66 68V66H64L63 67ZM127 68V67H126ZM141 68L143 69L144 67H142L141 66ZM160 68V67H159ZM163 68V67H162ZM169 68V67H168ZM169 68V71L172 69H170ZM177 68H179V66L177 67ZM181 68L182 67H180V69L179 70H181ZM19 69V68H18ZM67 69V68H66ZM65 69V70H66ZM103 69V68H102ZM106 69V67L104 68V70ZM109 69V68H108ZM136 69H138V68H136ZM146 69V68H145ZM151 69V68H150ZM175 69V68H174ZM183 69H184V67H183ZM246 69V68H245ZM251 69V68H250ZM254 69H256V68H254ZM72 70H74V69H72ZM100 70H101V68H100ZM103 70V71H104ZM144 70V69H143ZM152 70H153V68H152ZM156 70V69H155ZM155 70H154V72H155ZM160 69H158V71H159ZM177 70V69H176ZM253 70V69H252ZM1 71V70H0ZM79 71H80V69H79ZM110 72V74H109V72ZM139 70H137V72H138ZM182 71V70H181ZM180 71V72H181ZM188 71V72H189ZM256 71V70H255ZM4 72H6L5 70H4ZM12 72V71H11ZM15 72V71H14ZM70 72H72V74L70 73ZM69 72V74H71L72 76H76V75H73V71H70ZM77 72V71H76ZM80 72H82V71H80ZM99 72V71H98ZM105 72L106 71H104L103 73L105 74ZM130 72V71H129ZM136 72V73H137ZM149 72V71H148ZM160 72H162L163 73V71H159V74H160ZM165 72V71H164ZM248 72H250L249 70H248ZM23 73V72H22ZM68 73V72H67ZM96 73H97V71H96ZM107 73L109 74L108 76H112V74H111V71L110 70H107V72H106V74L105 75H107ZM132 73V72H131ZM130 73V74H131ZM134 73H135V70H134ZM139 73V72H138ZM145 73H147V72H143L142 74H145ZM158 73V72H157ZM161 73V74H162ZM166 73V72H165ZM184 73V72H183ZM183 73H181V74H183ZM193 73V72H192ZM254 73V72H253ZM259 73V72H258ZM1 74V73H0ZM9 74V73H8ZM10 74H12V73H10ZM85 74V73H84ZM140 74V73H139ZM142 74H140V75H142ZM159 74H157L159 77L160 76H162L161 74L159 75ZM178 74V77H179V73H177ZM177 74H176V76H177ZM188 74H190V73H188ZM187 74V75H188ZM239 74V73H238ZM4 75V74H3ZM125 75V74H124ZM147 75V74H146ZM153 75V74H152ZM186 75V74H185ZM240 76L241 75H243L242 74V72H241V74H239ZM248 75V74H247ZM251 75V74H250ZM19 76V75H18ZM27 76V75H26ZM68 76V75H67ZM82 76V75H81ZM107 76V77H108ZM143 76V75H142ZM166 76V74H164L162 77L164 78ZM169 76V78H171L172 79V75L170 76V75H168ZM175 76V77H176ZM6 77V76H5ZM9 77V76H8ZM25 77V76H24ZM71 76L69 75V77L68 78H70ZM73 77V78H74ZM95 77V76H94ZM113 77H115V76H112V78L111 79H113ZM124 77V76H123ZM137 77V76H136ZM148 77V76H147ZM146 77V78H147ZM150 77V76H149ZM153 77H154V75H153ZM162 77H160V79L162 78ZM174 77V76H173ZM177 77V78H178ZM181 77H182V75H181ZM183 77H185V76H183ZM182 77V78H183ZM187 77H190V75L189 76H187ZM195 77V78H194ZM204 77V78H205ZM234 77H236V79L239 81V82H241L242 84H240V83H238L237 82V84L236 83H233L232 81H234L235 80V78ZM246 77V76H245ZM249 77H251V76H249ZM26 78V77H25ZM28 78V77H27ZM68 78H66V79H68ZM72 78V77H71ZM71 79L72 81L73 80H76V79ZM75 78H79V77H75ZM128 78V77H127ZM130 78H133V77H130ZM138 78H139V76H138ZM138 78H136V79H138ZM151 78L152 77H150V81H151ZM166 78H168V77H166ZM181 78V79H182ZM186 78V77H185ZM244 78V77H243ZM242 78V79H243ZM248 78V77H247ZM95 79V78H94ZM140 79H141V76H140V78L138 79L139 81H140ZM174 79V78H173ZM180 79V80H181ZM184 79V78H183ZM182 79V80H183ZM187 79V78H186ZM201 79V78H200ZM70 80V82H72ZM114 80V79H113ZM112 80V81H113ZM117 80V79H116ZM115 80V81H116ZM122 80V79H121ZM124 80V79H123ZM142 81L143 80H146L145 78L144 79H141ZM148 81H149V79H147ZM146 80V82H145V84H142L143 86L144 85H146V83H147V88H148V90L147 91H149V92H151V94H154V92L158 89V87H157V89L156 90H154V88H152L151 87V82H150V84L148 83V81ZM158 80V79H157ZM157 80H155V81H157ZM170 80V79H169ZM174 80H176V79H174ZM180 80H178L177 82L178 83H180L179 81ZM245 80H246V78H245ZM9 81V80H8ZM13 81V80H12ZM17 81V80H16ZM15 81V82H16ZM26 81V80H25ZM112 81L110 82V83H112ZM127 81H129V80H127ZM154 81V82H155ZM161 81V80H160ZM159 81V82H160ZM167 81H168V79H167ZM173 81V80H172ZM172 81H169V82H172ZM183 81H185V80H183ZM189 81H190V79H189ZM204 81V80H203ZM212 81V82H213ZM247 81H249V80H247ZM24 82V81H23ZM28 82H29V80H28ZM81 81H79V83H80ZM88 82V81H87ZM186 82L188 83V81L186 80L185 82H184V84H183V88L186 90V89H188L187 87L190 85V83H188L189 85L187 86V84H186ZM234 82H236V80L234 81ZM4 83V82H3ZM8 83V82H7ZM12 83V82H11ZM14 83V82H13ZM26 83V82H25ZM109 83V84H110ZM120 83V82H119ZM140 83H144V82H141L140 81ZM161 83V82H160ZM166 82H164V84H165ZM173 83V82H172ZM175 83V82H174ZM173 83V84H174ZM200 83V84H199ZM203 83H204V85H206V86H203L202 87V85H203ZM245 83V84H244ZM10 84V83H9ZM27 84V83H26ZM77 84V83H76ZM81 84V83H80ZM101 84V83H100ZM162 84H163V81H162ZM239 84V85H238ZM73 85H75V81H74V84ZM82 85H85V83L84 84H82ZM91 85V84H90ZM166 85H167V83H166ZM178 85H182V84H178ZM237 85V86H236ZM3 86V85H2ZM7 86H9V85H7ZM76 86H78V84L76 85ZM113 86V85H112ZM116 86H118L119 88L122 86H119V84L118 85H116ZM141 86V85H140ZM158 86V85H157ZM159 86H161V85H159ZM173 85H171V87H172ZM74 87V86H73ZM90 87V86H89ZM101 87V86H100ZM114 87H115V85H114ZM145 87V86H144ZM156 87V86H155ZM170 87V86H169ZM208 87V86H207ZM29 88V90H30V86L29 87H27V89ZM83 88V87H82ZM102 88V87H101ZM113 88V87H112ZM111 88V89H112ZM116 88V92L118 91L117 90V87H115ZM178 88V87H177ZM181 88H182V86H181ZM25 89V88H24ZM72 89H75V88H72ZM71 89V90H72ZM78 89L79 88H76L74 91H78ZM85 89V88H84ZM167 89V88H166ZM169 89V88H168ZM174 89V88H173ZM11 90H12V88H11ZM19 90V89H18ZM90 90H92V89H90ZM94 90V89H93ZM107 90V89H106ZM121 90V89H120ZM119 90V91H120ZM162 90V89H161ZM172 90V89H171ZM88 91V90H87ZM122 91V90H121ZM158 91V90H157ZM163 91V90H162ZM166 91V90H165ZM173 92H174V90H172ZM176 91V90H175ZM264 91V90H263ZM1 92V91H0ZM13 92V91H12ZM22 92V91H21ZM80 92V91H79ZM83 92H85V90L83 91ZM185 92V91H184ZM4 93V92H3ZM8 93L9 92H7V95H8ZM11 93V92H10ZM73 93V92H72ZM75 93H77V94H79L80 95V93H78V92H75ZM75 93H73V94H75ZM88 93H90V92H88ZM93 93V92H92ZM92 93H91V96H92ZM118 93V92H117ZM245 93H244V95H245ZM264 93V92H263ZM2 94V93H1ZM5 94V93H4ZM33 93H31V95H32ZM72 94V95H73ZM77 94L75 95V97L77 96ZM95 94V93H94ZM124 94V93H123ZM155 94H157V93H155ZM154 94V95H155ZM165 94V93H164ZM10 95V94H9ZM8 95V96H9ZM18 95H19V93H18ZM179 95V94H178ZM187 95V94H186ZM3 96V99H4V95H2ZM1 96V97H2ZM12 96V95H11ZM85 96V95H84ZM121 96V95H120ZM134 96V95H133ZM161 96V95H160ZM159 96V97H160ZM240 96H241V94H240ZM264 96V95H263ZM0 97V98H1ZM10 97V96H9ZM15 97H16V95H15ZM25 97V100H26V97L27 96H24ZM75 97H72L73 98V100L75 101ZM77 97H79V96H77ZM156 97H158V95L156 96ZM163 97V96H162ZM200 97V98H199ZM242 97V96H241ZM6 98H7V96H6ZM11 98V97H10ZM22 98V97H21ZM42 98V97H41ZM71 98V97H70ZM70 98H69V100L68 101H70ZM121 98V97H120ZM165 98V97H164ZM188 98V97H187ZM194 98V99H195ZM245 98H247V97H245ZM245 98H243V100H245ZM2 99V100H3ZM13 99V98H12ZM27 99H31V97L29 98V97H27ZM78 99H80V98H77V100ZM87 99V98H86ZM86 99H82V102L85 100L86 101ZM151 99V98H150ZM156 99V98H155ZM176 99V98H175ZM193 99V100H194ZM34 100H35V98H34ZM42 100V99H41ZM65 100V99H64ZM88 100V99H87ZM93 100V99H92ZM97 100V99H96ZM161 100H162V98H161ZM167 100V99H166ZM166 100H165V102H166ZM206 100H208V99H206ZM256 100V101H255ZM264 100V99H263ZM263 100L261 101L262 103H263ZM3 101H5V100H3ZM2 101V102H3ZM22 101V100H21ZM27 101V100H26ZM32 101V100H31ZM39 101V100H38ZM50 101V100H49ZM55 101V100H54ZM54 101H52V102H54ZM66 101V100H65ZM73 101V102H74ZM81 101V100H80ZM80 101H75L76 103L77 102H79L80 103ZM89 102H92V101H90V99L88 100ZM246 101V102H247ZM6 102H8V101H6ZM30 102V101H29ZM39 102H42V101H39ZM45 102V101H44ZM48 102V101H47ZM58 102V101H57ZM67 102V101H66ZM65 102V103H66ZM71 102H72V99H71ZM74 102V103H75ZM87 102V101H86ZM94 102V101H93ZM134 102V101H133ZM162 102V101H161ZM164 102V101H163ZM168 102H170V101H168ZM167 102V103H168ZM197 102V103H198ZM200 102V103H201ZM210 102V101H209ZM249 103H250V101H248ZM253 102V103H254ZM25 103V102H24ZM60 103H62V102H60ZM59 103V104H60ZM64 103V102H63ZM62 103V104H63ZM79 103L77 104L78 106H79ZM96 103V102H95ZM170 103H172V102H170ZM170 103H169V105H170ZM211 103V102H210ZM9 104V103H8ZM27 104V103H26ZM29 105H30V103H28ZM39 104V103H38ZM42 104V103H41ZM59 104H58V106H59ZM61 104V105H62ZM69 104V103H68ZM87 104H89V103H86L85 105H87ZM92 104V103H91ZM188 104V103H187ZM202 104H203V102H202ZM221 104H219V105H221ZM239 104V105H238ZM258 104V103H257ZM3 105V104H2ZM12 105V104H11ZM53 104L51 103V106H52ZM60 105V106H61ZM71 105H72V103H71ZM71 105H70V107H71ZM74 105V104H73ZM72 105V106H73ZM215 105H217V103L215 104ZM251 105V104H250ZM261 105V104H260ZM9 106H10V104H9ZM19 106V105H18ZM27 106V105H26ZM63 106H66L67 107V105H64L63 104ZM75 106V105H74ZM114 106V105H113ZM118 106V105H117ZM188 106H190V105H188ZM256 106V105H255ZM8 107V106H7ZM13 107V106H12ZM46 107H48V105L46 106ZM55 107H57V104L55 105ZM69 107V106H68ZM67 107V108H68ZM86 107V106H85ZM98 107V106H97ZM173 107H174V104H173ZM214 107H216V106H214ZM218 107V106H217ZM216 107V108H217ZM220 107V106H219ZM240 107V106H239ZM242 107V106H241ZM10 108V107H9ZM8 108V109H9ZM53 108V107H52ZM52 108H51V110H52ZM58 108V107H57ZM56 108V109H57ZM63 108H65V107H63ZM83 108H84V106H83ZM87 108V107H86ZM111 108V107H110ZM128 108V107H127ZM176 108V107H175ZM253 108V107H252ZM1 109V108H0ZM8 109H7V111H8ZM20 109H23V108H20ZM42 109H44V107L42 108ZM41 109V110H42ZM48 109H49V107H48ZM47 109V111H48V113L51 111L50 109L48 110ZM55 109V108H54ZM54 109L52 110V111H54ZM56 109H55V111H56ZM59 109H61V108H59ZM72 109H73V107H72ZM71 109V110H72ZM81 109V108H80ZM222 109H223V107H222ZM227 109H228V107H227ZM241 110H242V108H240ZM260 109V108H259ZM2 110H3V108H2ZM10 110V109H9ZM12 110H13V108H12ZM41 110H40V112H41ZM61 110H63V109H61ZM65 110V112L67 111L68 112V109L66 110V108L64 109ZM78 110V109H77ZM88 110H90V109H88ZM99 110V109H98ZM174 110V109H173ZM177 110V109H176ZM187 110V109H186ZM191 110H192V108H191ZM224 110V109H223ZM229 110V109H228ZM230 110V111H231ZM246 110V109H245ZM4 111V110H3ZM46 110H45V112H47ZM51 111V113L53 114V112ZM55 111H54V113H55ZM73 112L75 111L76 112V110L75 109H73L72 110ZM140 111L142 112V110L140 109ZM144 111V110H143ZM182 111V110H181ZM184 111V110H183ZM195 111H196V109H195ZM225 111V110H224ZM247 111V110H246ZM246 111H244L243 110V112H246ZM252 111H254V110H252ZM257 111H258V109H257ZM31 112V111H30ZM33 112V111H32ZM35 113H37L36 111H34ZM39 112V111H38ZM44 111H42V113L44 114L45 113ZM60 112V110L58 111V113ZM63 112V111H62ZM67 112H66V115H67ZM71 112V111H70ZM70 112L68 113L69 115H70ZM92 112V111H91ZM123 112V111H122ZM141 112H139V114L141 113ZM151 112V111H150ZM162 112V111H161ZM202 112V111H201ZM221 112H223V111H221ZM235 112V111H234ZM233 112V113H234ZM237 112V111H236ZM248 112V111H247ZM264 112V111H263ZM262 112V113H263ZM1 113V112H0ZM13 113H14V111H13ZM23 113H24V111H23ZM41 113V114H42ZM47 113V114H48ZM50 113V115H52ZM64 113V112H63ZM107 113V112H106ZM125 113V112H124ZM132 113H133V111H132ZM168 113V112H167ZM170 113V112H169ZM173 113V112H172ZM171 113V114H172ZM179 113V112H178ZM210 113V112H209ZM227 113V112H226ZM251 113V112H250ZM257 113V112H256ZM19 114V113H18ZM34 114V113H33ZM32 114V115H33ZM40 114V113H39ZM42 114V117L43 116H45L46 117V115H43ZM56 114H57V112H56ZM56 114H54V115H56ZM61 114V112L59 113V115ZM73 114V113H72ZM85 114V113H84ZM89 114H90V112H89ZM180 114H182V113H180ZM180 114H178V115H176L177 116V118H179L178 116H180ZM241 114V113H240ZM245 114V113H244ZM247 114V113H246ZM246 114H245V116H246ZM249 114V113H248ZM2 114H0V116H1ZM49 115V114H48ZM47 115V116H48ZM49 115V116H50ZM58 115V114H57ZM88 115V114H87ZM91 115H92V113H91ZM90 115V116H91ZM150 115V114H149ZM170 115V114H169ZM230 115V114H229ZM233 115V114H232ZM239 115V114H238ZM251 115V114H250ZM253 115V114H252ZM251 115V116H252ZM259 115V114H258ZM26 116V115H25ZM35 116V115H34ZM39 116H41V115H39ZM82 116V115H81ZM85 116V115H84ZM119 116H120V114H119ZM130 116V115H129ZM142 116V114L140 115V117ZM144 116V115H143ZM146 116V115H145ZM183 118H184V116L183 115H181ZM180 116V117H181ZM241 116V115H240ZM239 116V117H240ZM244 116V115H243ZM248 116V115H247ZM246 116V117H247ZM255 116V115H254ZM3 117V116H2ZM17 117H18V115H17ZM20 117V116H19ZM36 117V116H35ZM52 117V116H51ZM50 117V118H51ZM58 117V116H57ZM67 117H69V116H67ZM71 117V116H70ZM72 117H73V115H72ZM86 117V116H85ZM94 117V116H93ZM151 117V116H150ZM149 117V118H150ZM188 117V116H187ZM238 117V116H237ZM236 117V118H237ZM245 117V118H246ZM250 117V116H249ZM1 118V117H0ZM12 118H13V116H12ZM11 118V119H12ZM21 118V117H20ZM39 118H41V117H39ZM44 118V117H43ZM42 118V119H43ZM47 118V117H46ZM49 118V119H50ZM64 118H66V116H65V114H64ZM99 118V117H98ZM169 118V117H168ZM252 118V117H251ZM255 118H256V116H255ZM4 119V118H3ZM7 119V118H6ZM9 120V118H8V120L10 121V123H11V121H13V120ZM22 120H23V118H21ZM33 119V118H32ZM35 119H37V118H35ZM57 119V118H56ZM55 119V120H56ZM58 119H59V117H58ZM57 119V120H58ZM88 119V118H87ZM179 119H182V118H179ZM184 119H186V118H184ZM257 119H258V117H257ZM1 120V119H0ZM5 120V119H4ZM8 120H6V121H8ZM21 120V121H22ZM27 120H29L28 118H27ZM45 120H48V119H45ZM54 120V121H55ZM56 120V121H57ZM60 120V119H59ZM58 120V121H59ZM63 120V119H62ZM90 120V119H89ZM92 120V119H91ZM112 120V119H111ZM116 120V119H115ZM123 120V119H122ZM243 120H245V119H243ZM249 120V119H248ZM251 120V119H250ZM262 120V119H261ZM24 121V120H23ZM33 121V120H32ZM37 121H40V120H37ZM52 121H53V118H52ZM65 121H67V120H65ZM119 121V120H118ZM123 121H125V120H123ZM146 121H148V120H146ZM173 121V120H172ZM181 121V120H180ZM5 122V121H4ZM14 122V121H13ZM15 122H17V121H15ZM51 122V121H50ZM69 122V121H68ZM100 122V121H99ZM107 122V121H106ZM126 122V121H125ZM155 122V121H154ZM2 123H3V121H2ZM6 123V122H5ZM21 123V122H20ZM33 122H31V124H32ZM47 123H49V120H48V122ZM59 123H60V121H59ZM143 123V122H142ZM150 123V122H149ZM251 123V122H250ZM264 123V122H263ZM13 124H16V125H18V123H13ZM39 124V123H38ZM52 124V123H51ZM89 124V123H88ZM100 124V123H99ZM105 124V123H104ZM127 124V123H126ZM183 125H184V123H182ZM255 124V123H254ZM0 125H1V121H0ZM4 125V124H3ZM3 125H1V129H2V127H3ZM15 125V126H16ZM24 125H26V123L24 124ZM43 125V124H42ZM125 125V124H124ZM185 125H188V126H186V128L187 127H189V124L187 123H185ZM184 125V126H185ZM26 126H29V125H26ZM47 126V125H46ZM45 126V127H46ZM63 126V125H62ZM105 126V125H104ZM115 126H117V125H115ZM133 126V125H132ZM135 126V125H134ZM133 126V127H134ZM155 126V125H154ZM182 126V125H181ZM183 126V127H184ZM253 126V125H252ZM8 127H9V125H8ZM10 127H12V126H10ZM14 127V126H13ZM19 127V126H18ZM36 127V126H35ZM51 127H53V126H51ZM65 127V126H64ZM93 127V126H92ZM158 127H159V125H158ZM193 127V126H192ZM68 128V127H67ZM88 128V127H87ZM104 128V127H103ZM107 128V127H106ZM134 128H136V127H134ZM210 128V127H209ZM3 129H4V127H3ZM6 129V128H5ZM10 129V128H9ZM21 129V128H20ZM19 129V130H20ZM23 129V128H22ZM31 129V128H30ZM45 129V128H44ZM52 129V128H51ZM55 129V128H54ZM69 129V128H68ZM67 129V130H68ZM112 129H113V127H112ZM112 129H110V130H112ZM147 129V128H146ZM145 129V130H146ZM189 129V128H188ZM201 129V128H200ZM253 129V128H252ZM17 130H18V128H17ZM24 130V132L26 131L25 129H23ZM22 130V131H23ZM32 130V129H31ZM37 130H38V128H37ZM47 130H50V129H47ZM46 130V131H47ZM85 130H86V127H85ZM88 130V129H87ZM91 130H92V128H91ZM140 130H141V128H140ZM158 130H160L159 128H158ZM164 130V129H163ZM166 130V129H165ZM180 130H181V128H180ZM190 130V129H189ZM191 130H192V128H191ZM254 130V129H253ZM1 131V130H0ZM13 130H11V132H12ZM22 131H20L21 133H22ZM45 131V130H44ZM43 131V132H44ZM59 131H61V130H59ZM142 131V130H141ZM147 131V130H146ZM156 131V130H155ZM154 131V132H155ZM209 131H211V130H209ZM258 131H260V130H258ZM262 131L263 130H261V132H260V134L262 133ZM4 132V131H3ZM10 132V135H12V133ZM17 132V131H16ZM19 132V134H21ZM23 132V133H24ZM31 132H33V131H31ZM38 132V131H37ZM42 131H41V134L43 133ZM140 132V131H139ZM138 132V133H139ZM152 132V131H151ZM161 132V130L159 131V133ZM165 132V131H164ZM167 132V131H166ZM204 132V131H203ZM1 133H2V131H1ZM23 133H22V135H23ZM26 133H28V131L26 132ZM26 133H25V135H26ZM45 133V132H44ZM64 133H65V131H64ZM66 133H67V131H66ZM128 133V132H127ZM142 133V132H141ZM157 133V132H156ZM255 133V132H254ZM254 133H253V135H254ZM6 134V133H5ZM29 134V133H28ZM33 134V133H32ZM35 135H37V137L39 136H42V138H41V140H43L44 139V136L43 135H38L39 134V132H38V134L35 132L34 133ZM49 134V133H48ZM52 134V133H51ZM54 134V133H53ZM52 134V135H53ZM57 134V133H56ZM62 134H63V130H62ZM143 134V133H142ZM150 133H148V135H149ZM162 134V133H161ZM196 134V133H195ZM198 134V133H197ZM259 134V133H258ZM259 134V135H260ZM0 135H3V134H0ZM13 135H16L15 133L13 134ZM35 135H29V136H34V137H36ZM69 135V134H68ZM122 135H124V134H122ZM141 135V134H140ZM147 135V134H146ZM147 135V136H148ZM206 135H208V134H206ZM210 135V134H209ZM259 135H258V137H259ZM263 135V134H262ZM6 136H8L9 137V133L6 135ZM18 135H16V137H17ZM29 139L31 138V137H29L28 135H26ZM49 136V135H48ZM65 136V135H64ZM142 136V135H141ZM153 135H151V137H152ZM167 136V135H166ZM198 136H200V135H198ZM201 136H202V134H201ZM200 136V137H201ZM203 136H205V135H203ZM211 136V135H210ZM20 136H18V138H19ZM23 137V136H22ZM26 137V138H27ZM36 137V138H37ZM51 137V136H50ZM55 138H56V136H54ZM62 137V136H61ZM137 137V136H136ZM161 137H163L162 135L160 136V138ZM213 137V136H212ZM250 137V136H249ZM261 137V136H260ZM3 138V137H2ZM15 138V137H14ZM25 138V137H24ZM25 138V139H26ZM27 138V139H28ZM58 138H60V137H58ZM65 138H68L67 136L65 137ZM70 138V137H69ZM148 138L149 139H151L149 136H148ZM167 138V137H166ZM211 138V137H210ZM234 138V137H233ZM5 139H7V140H9V141H12V140H14V139H8L7 137L5 138ZM4 139V140H5ZM21 139V138H20ZM25 139H23L24 141H25ZM26 139V140H27ZM35 139V138H34ZM33 139V140H34ZM46 139V138H45ZM155 140V138H152V140ZM3 140V139H2ZM7 140H5V142L7 141ZM31 140H32V138H31ZM32 140V141H33ZM56 140H58V139H56ZM67 140V139H66ZM144 140V139H143ZM151 140V141H152ZM215 140V139H214ZM227 140V139H226ZM7 142V144H9L10 142ZM21 141H22V139H21ZM28 141V140H27ZM30 141V140H29ZM36 140H34V142H35ZM51 141H54V139H52L51 138V140H50V142ZM60 141H62V140H60ZM59 141V142H60ZM135 141V140H134ZM209 141V140H208ZM228 141V140H227ZM226 141V142H227ZM254 141V140H253ZM258 141V140H257ZM260 141V140H259ZM264 141V140H263ZM0 142H2V141H0ZM13 142L14 141H12L10 144H9V148H10V151H9V153H11V150H12V145H14L13 144ZM37 142H38V139H37ZM37 142H35V143H37ZM44 142V141H43ZM131 142V141H130ZM146 142H147V140H146ZM214 142V141H213ZM223 142H225L224 140H223ZM249 142H251L250 140H249ZM256 142V141H255ZM254 142V143H255ZM14 143H16V142H14ZM31 142H29V144H30ZM39 143H40V140H39ZM159 143V142H158ZM253 143V144H254ZM263 144H264V142H262ZM12 144V145H11ZM24 144V143H23ZM27 144V142H25V145ZM27 145L26 147H28V146H30V145ZM33 144V143H32ZM38 144V143H37ZM50 144H52V142L50 143ZM171 144V143H170ZM214 144V143H213ZM212 144V145H213ZM230 144V143H229ZM251 144V143H250ZM252 144V145H253ZM258 144V143H257ZM2 145H3V143H2ZM1 145V146H2ZM10 145L12 146V147H10ZM18 145V144H17ZM34 145V147H36V145L35 144H33ZM54 145V144H53ZM90 145V144H89ZM92 145V144H91ZM158 145V144H157ZM163 145V144H162ZM173 145V144H172ZM178 145V144H177ZM216 145V144H215ZM0 146V147H1ZM42 146V145H41ZM55 146V145H54ZM59 146V145H58ZM144 146V145H143ZM158 146H161V144L160 145H158ZM174 146V145H173ZM222 146V145H221ZM230 146V145H229ZM258 146H259V144H258ZM3 147V146H2ZM15 147V146H14ZM14 147H13V149H14ZM22 147H23V145H22ZM21 147V148H22ZM52 147V146H51ZM92 147V146H91ZM141 147V146H140ZM171 147V146H170ZM213 147V146H212ZM226 147H228V146H226ZM262 147V146H261ZM8 148V149H9ZM21 148H19V150H22ZM37 148H39V147H37ZM36 148V149H37ZM53 148V147H52ZM63 148V147H62ZM161 148H163V147H161ZM192 148V147H191ZM256 148V147H255ZM255 148H253V149H255ZM1 149V148H0ZM3 149L5 150V148L3 147ZM25 150H27L26 148H24ZM35 149V148H34ZM42 149V148H41ZM41 149H39V150H41ZM60 149V148H59ZM142 149V148H141ZM144 149V148H143ZM224 149H225V147H224ZM257 149V148H256ZM260 149V148H259ZM261 149H263V148H261ZM7 150V149H6ZM5 150V151H6ZM18 149L15 151V149L13 150V153H11V154H14V152H17V154H18V156H17V161H18V163H16L15 161V163H16V165H18L19 166V162L21 163L22 162V159L24 160V158H22V156L19 158V151ZM29 150V149H28ZM33 150V149H32ZM55 150V149H54ZM62 150V149H61ZM167 150H168V148H167ZM172 150H173V147H172ZM171 150V151H172ZM186 150V149H185ZM228 150V149H227ZM2 151V150H1ZM143 151V150H142ZM151 151V150H150ZM155 151V150H154ZM166 151V150H165ZM232 151V150H231ZM27 152H29V151H27ZM27 152H25V153H27ZM40 152H42V151H40ZM56 152V151H55ZM180 152V151H179ZM182 152V151H181ZM234 152V151H233ZM263 152V151H262ZM30 153H32V152H30ZM153 153V152H152ZM260 153H261V151H260ZM7 154H8V152H7ZM10 154V157L12 156ZM23 154H24V152H23ZM27 154H29V153H27ZM33 154V153H32ZM42 154V153H41ZM54 154V153H53ZM58 154H59V152H58ZM232 154V153H231ZM246 154V153H245ZM20 155H22V152H21V154ZM35 155H37V154H35ZM184 156L186 155V154H183ZM183 155H182V157H183ZM234 155V154H233ZM238 155V154H237ZM237 155H235V156H237ZM251 155H254V154H251ZM8 157H9V154L7 155ZM27 156H29V155H27ZM62 156V155H61ZM146 156V155H145ZM150 156V155H149ZM156 156V155H155ZM178 156V155H177ZM189 156V155H188ZM262 156H264L263 154H262ZM14 157H15V155H14ZM37 157V156H36ZM40 157H42V156H40ZM46 157V156H45ZM55 157V156H54ZM174 157V156H173ZM187 157V156H186ZM13 158V157H12ZM21 159V161H19V159ZM30 158V157H29ZM61 159H62V157H60ZM66 158V157H65ZM64 158V159H65ZM150 158V157H149ZM200 158V157H199ZM240 158V157H239ZM251 158V157H250ZM260 158H262V157H260L259 156V159ZM14 159V158H13ZM32 158H30L29 160H31ZM38 159V158H37ZM43 159V158H42ZM147 159V158H146ZM161 159V158H160ZM187 159V158H186ZM188 159H189V157H188ZM3 160V159H2ZM8 160V159H7ZM28 160V161H29ZM56 160H57V158H56ZM158 160H159V157H158ZM182 160H183V158H182ZM194 160V159H193ZM192 160V161H193ZM25 161V162H24ZM23 162L26 164L27 163V161L26 160H24ZM63 161V160H62ZM67 161V160H66ZM200 161V160H199ZM263 161V160H262ZM55 162H57V161H55ZM61 162V161H60ZM162 162V161H161ZM175 162V161H174ZM185 162V161H184ZM188 162V161H187ZM186 162V163H187ZM191 162V161H190ZM194 162V161H193ZM35 163V162H34ZM38 162H37V160H36V164H37ZM44 163V162H43ZM165 163V162H164ZM201 163V162H200ZM248 163V162H247ZM11 164V163H10ZM195 164V163H194ZM208 164V163H207ZM255 164V163H254ZM13 164H11V166H12ZM30 164H28V166H29ZM62 165H65V164H62ZM186 165V164H185ZM187 165H189V164H187ZM253 165V164H252ZM258 165V164H257ZM256 165V166H257ZM6 166V165H5ZM14 166V165H13ZM21 166V165H20ZM31 166H32V164H31ZM71 166H73V165H71ZM260 166V165H259ZM22 167H24L23 165L21 166V168ZM46 167V166H45ZM63 167V169H64V166H62ZM62 167H61V169H62ZM164 167V166H163ZM162 167V168H163ZM193 167H195L194 165H193ZM192 167V168H193ZM254 167V166H253ZM14 168V167H13ZM20 168V167H19ZM28 167H27V165H26V170H27V172H29V170L31 169L30 167L27 169ZM33 168V167H32ZM67 167H65V169H66ZM72 168V167H71ZM70 168V169H71ZM184 168V167H183ZM187 168H188V166H187ZM191 168V169H192ZM205 168V167H204ZM2 169V168H1ZM0 169V170H1ZM4 169V168H3ZM25 169V168H24ZM34 169H35V167H34ZM41 169V168H40ZM68 169V168H67ZM174 169V168H173ZM194 169H196V168H194ZM8 170V169H7ZM18 170V169H17ZM23 170V169H22ZM26 170H23L24 172L26 171ZM50 170V169H49ZM48 170V171H49ZM6 171V170H5ZM16 171V170H15ZM47 171V170H46ZM72 171V170H71ZM76 171V170H75ZM230 171V170H229ZM233 171V170H232ZM257 171H262V169L261 170H257ZM2 172V171H1ZM17 172V171H16ZM20 172V171H19ZM18 172V174H20ZM64 172V171H63ZM67 172V171H66ZM65 172V173H66ZM194 172V171H193ZM12 173V172H11ZM43 173H45V170H44V172ZM50 173V172H49ZM48 172H47V174H49ZM62 173V172H61ZM75 173H77V172H75ZM185 173V172H184ZM202 173V172H201ZM225 173V172H224ZM223 173V170H222V174H224ZM4 174V173H3ZM27 174V173H26ZM29 174H31L30 172H29ZM34 174V173H33ZM40 174V173H39ZM46 174V173H45ZM44 174V175H45ZM64 174V173H63ZM204 174V173H203ZM206 174V173H205ZM204 174V175H205ZM13 175H15V174H13ZM50 175V174H49ZM209 175H210V173H209ZM224 175H226V173L224 174ZM223 175V177H225ZM16 176V175H15ZM22 176V175H21ZM24 176V175H23ZM32 176V175H31ZM52 176V175H51ZM203 176V175H202ZM206 176V175H205ZM227 176H228V174H227ZM250 176V175H249ZM7 177V176H6ZM27 177V176H26ZM36 177H37V175H36ZM35 177V182L36 181H38L37 180V178ZM50 177V176H49ZM11 178H12V176H11ZM46 178H47V180H46V182L48 181L49 182V180H48V177L46 176ZM52 177H50V179H51ZM233 178H235V177H233ZM240 178V177H239ZM17 179V178H16ZM21 180H22V178H20ZM25 179V178H24ZM31 179V178H30ZM33 179H34V175H33ZM2 180V179H1ZM4 180H5V177H4ZM21 180H20V182H21ZM249 180V179H248ZM11 181V180H10ZM12 181H14V180H12ZM17 181V180H16ZM31 181H34V180H31ZM40 181H42V179L40 180ZM50 181H53V180H50ZM63 181V180H62ZM93 181H94V179H93ZM257 181V180H256ZM3 182V181H2ZM5 182V181H4ZM18 182V181H17ZM23 182V181H22ZM28 182V181H27ZM66 182V181H65ZM34 185H30V186H33V187H30V193H31V195L34 193V195H36V198H37V196H39V195H37V190H38V186L36 185V183H34V182H32ZM40 183V182H39ZM52 183V182H51ZM56 183V182H55ZM95 183H96V180H95ZM231 183V182H230ZM3 184V183H2ZM19 184V183H18ZM17 184V185H18ZM22 184V183H21ZM66 184V183H65ZM68 184V183H67ZM66 184V185H67ZM237 184V183H236ZM236 184H235V186H236ZM262 184V183H261ZM14 185V184H13ZM23 185V184H22ZM28 185V184H27ZM36 185V186H35ZM43 185V184H42ZM52 186L54 185V184H51ZM62 185V184H61ZM69 185H71V184H69ZM228 185V184H227ZM226 185V186H227ZM11 186V185H10ZM26 186V185H25ZM46 186V185H45ZM55 186V185H54ZM72 186V185H71ZM232 186H233V184H232ZM8 187H9V184H8ZM15 187V186H14ZM14 187H12V188H14ZM61 187V186H60ZM63 187V186H62ZM73 187V186H72ZM206 186H204V188H205ZM208 187V186H207ZM207 187L205 188L206 190H207ZM5 188V187H4ZM17 188V187H16ZM21 188V187H20ZM19 188V189H20ZM24 188V187H23ZM52 188V187H51ZM59 188V187H58ZM69 188V187H68ZM204 188H202V190L204 189ZM237 188H239V187H237ZM256 188V187H255ZM10 189H11V187H10ZM26 189H28L27 187H26ZM50 189V188H49ZM61 189V188H60ZM233 188H231V190H232ZM7 190V189H6ZM14 189H12L11 191H13ZM16 190V189H15ZM17 190H18V188H17ZM42 191H43V189H41ZM51 190V189H50ZM52 190H54V188L52 189ZM256 190V189H255ZM22 191V190H21ZM20 191V193L21 194H23L24 196H25V194H24V192L23 191H25V190H23L22 192ZM29 191V190H28ZM35 191V192H34ZM41 191V192H42ZM56 191V190H55ZM205 191V190H204ZM19 192V191H18ZM41 192H40V194H41ZM44 192V191H43ZM50 192V191H49ZM63 192H64V190H63ZM241 192H242V190H241ZM254 193H255V191H253ZM260 192V191H259ZM258 192V193H259ZM9 193V192H8ZM10 193H12V192H10ZM39 193V192H38ZM205 193V192H204ZM208 193V192H207ZM243 193V192H242ZM254 193H253V195H254ZM261 193H262V190H261ZM261 193L259 194V196L258 197H260V195H261ZM19 194V193H18ZM29 194V193H28ZM50 194H51V192H50ZM202 194V193H201ZM240 194V193H239ZM16 195H17V193H16ZM27 195V194H26ZM34 195H32V197H34V199H35V196ZM61 195H63V193L61 194ZM263 195V194H262ZM41 196V195H40ZM39 196V197H40ZM44 197V199H45V197H46V195H43ZM48 196V195H47ZM243 196V195H242ZM15 197V196H14ZM17 197H18V195H17ZM23 197V196H22ZM38 197V198H39ZM244 197H246V196H244ZM249 197V196H248ZM28 198V197H27ZM27 198H23V199H27ZM62 198V197H61ZM65 198V197H64ZM70 198H71V196H70ZM204 198V197H203ZM22 199V200H23ZM51 199V198H50ZM56 199V198H55ZM66 199H67V197H66ZM72 199V198H71ZM70 199V200H71ZM208 199H210V198H208ZM253 199V198H252ZM251 199V200H252ZM260 199V198H259ZM42 200V199H41ZM41 200H38L39 202L41 201ZM49 200V199H48ZM57 200V199H56ZM64 200V199H63ZM67 200H69V199H67ZM77 200V199H76ZM202 200V199H201ZM241 200V199H240ZM32 201H34V200H32ZM49 201H51V200H49ZM65 201V200H64ZM203 201V200H202ZM28 202V199L26 200V203ZM37 202V201H36ZM204 202V201H203ZM242 202H243V200H242ZM262 203H263V201H261ZM23 203V202H22ZM41 203V202H40ZM43 203H46V205L48 206H50V205H52V204H47V202H44L43 201ZM42 203V204H43ZM50 203V202H49ZM71 203V202H70ZM253 203V202H252ZM251 203V204H252ZM255 203V202H254ZM30 203L28 202V205H29ZM33 204V203H32ZM31 204V205H32ZM69 204V203H68ZM201 204V203H200ZM259 204H260V202H259ZM20 205V204H19ZM24 205H25V202H24ZM27 205V204H26ZM25 205V206H26ZM27 205V208L29 207ZM31 205H30V207H31ZM35 206H33L34 207V209L32 208V212H33V214L34 215H31L32 217H31V219H33V220H35L34 218H33V216L34 217H36V220H38L37 222H36V220H35V222L37 223L36 225H38V226H42V224L44 223V222H41L42 220H39L40 219V216L37 218V216H35V214L36 215H40V213L38 212V210H39V205L38 206H36V204H34ZM41 205V204H40ZM66 205H67V203H66ZM236 205V204H235ZM79 206V205H78ZM78 206H76V207H78ZM205 206V205H204ZM209 206V205H208ZM207 206V207H208ZM243 206V205H242ZM248 206V205H247ZM252 205H250V207H251ZM253 206H254V204H253ZM38 207V208H37ZM44 207V206H43ZM63 207V206H62ZM73 207V206H72ZM245 207V206H244ZM41 208V207H40ZM48 208V207H47ZM68 208H70V207H68ZM205 208H206V206H205ZM240 208V207H239ZM51 209V208H50ZM65 209V208H64ZM207 209V208H206ZM205 209V210H206ZM210 209H212V208H210ZM237 209V208H236ZM246 209H249V208H246ZM22 210V209H21ZM27 210H30L29 212L31 213V208L30 209H27ZM47 210H49V209H47ZM53 210V209H52ZM252 210H254V209H252ZM23 211H25V210H23ZM60 211V210H59ZM67 211V210H66ZM69 211H71V210H69ZM68 211V212H69ZM79 211V210H78ZM192 211V210H191ZM239 211H241V210H239ZM249 211V210H248ZM251 211V210H250ZM263 211V210H262ZM26 212V211H25ZM28 212V211H27ZM29 212H28V214H29ZM47 212H49V211H47ZM187 212V211H186ZM256 212V211H255ZM24 213V212H23ZM44 214H45V212H43ZM205 213V212H204ZM235 213L237 214V211L235 210ZM43 214V215H44ZM49 214H51V213H48V215ZM74 214V213H73ZM206 214V213H205ZM239 214V213H238ZM245 214V213H244ZM255 214V213H254ZM42 215V214H41ZM43 215H42V217H43ZM189 215V214H188ZM191 216H192V214H190ZM207 215H208V213H207ZM232 215V214H231ZM243 215V214H242ZM27 216V215H26ZM205 216V215H204ZM30 217V216H29ZM51 217V216H50ZM53 217H54V215H53ZM62 217H63V215H62ZM193 217V216H192ZM245 217H247V216H245ZM261 217H263L264 218V215L262 216L261 215ZM45 218H47V217H45ZM185 218H186V216H185ZM203 218V217H202ZM240 218V217H239ZM257 218H258V215L256 216V220H257ZM30 219V218H29ZM28 219V220H29ZM54 219H55V217H54ZM65 219V218H64ZM67 219H68V217H67ZM71 219V218H70ZM73 219V218H72ZM210 219V218H209ZM209 219H207V217H206V220L207 221H209ZM212 219V218H211ZM214 219V218H213ZM241 219V218H240ZM253 219V218H252ZM203 220V219H202ZM206 220H204V221H206ZM231 220V219H230ZM234 220V219H233ZM235 220H237V219H235ZM251 220V219H250ZM255 220V219H254ZM1 221V220H0ZM32 221V220H31ZM44 221V220H43ZM45 221H47L46 219H45ZM50 221H52V219L50 220ZM245 221H247V220H245ZM261 221H262V219H261ZM30 222V221H29ZM34 222V221H33ZM32 222V223H33ZM210 222V221H209ZM204 223V222H203ZM207 223V222H206ZM2 224V223H1ZM0 224V225H1ZM31 224V223H30ZM45 224H46V222H45ZM50 224H52V222L50 223ZM68 224V223H67ZM71 223H69V225H70ZM75 224H77V223H75ZM241 224V223H240ZM36 225H34V226H36ZM44 225V224H43ZM162 225V224H161ZM45 226V225H44ZM47 226V225H46ZM45 226V227H46ZM72 226V225H71ZM203 226V225H202ZM32 227V226H31ZM37 227V226H36ZM44 227V228H45ZM185 227V226H184ZM212 227V226H211ZM30 228V227H29ZM35 228V227H34ZM33 228V229H34ZM39 228H41V227H39ZM38 228V229H39ZM70 228V227H69ZM1 229H2V227H1ZM5 228H3V230H4ZM51 229H55V228H51ZM190 229V228H189ZM207 229V228H206ZM210 229V228H209ZM213 229V228H212ZM211 229V230H212ZM3 230H0V232H1V234L3 233L2 231ZM6 230V229H5ZM4 230V231H5ZM36 230H37V228H36ZM42 232H43V230L42 229H40ZM40 230H37V231H39L40 232ZM45 230H46V232H47V229L45 228ZM44 230V231H45ZM63 230V229H62ZM236 230V229H235ZM33 231V233L35 232V229L34 230H32ZM51 231V230H50ZM240 231V230H239ZM39 232H37L38 234H39ZM41 232V233H42ZM53 232V231H52ZM52 232H51V234H52ZM54 232H56V233H54ZM53 233L57 236L58 234H57V231H54ZM65 232V231H64ZM72 232H76V231H72ZM190 232H191V230H190ZM8 233V232H7ZM37 233H34L35 235L37 234ZM47 233H49V232H47ZM66 233V232H65ZM0 234V235H1ZM4 234V233H3ZM2 234V235H3ZM53 234V235H54ZM79 234V233H78ZM77 234V235H78ZM190 234V233H189ZM206 234V233H205ZM209 234V233H208ZM240 234V233H239ZM0 236L1 238L3 237V236ZM6 235V233L4 234V236ZM8 235H9V233H8ZM42 235H44V232H43V234ZM42 235L40 234V236L42 237ZM46 235H48V234H46ZM52 235V236H53ZM55 235L53 236V237H55ZM207 235V234H206ZM232 235V234H231ZM37 236V235H36ZM60 236V235H59ZM79 236V235H78ZM77 237V236H76ZM237 237V236H236ZM241 237V236H240ZM4 238V237H3ZM0 239V250L1 249H3L4 250V253L5 252H8V250L7 251H5L6 250V247H7V244L5 245V242H4V240L5 239ZM37 238H40V237H37ZM50 238V237H49ZM184 238V237H183ZM51 239V238H50ZM81 239V238H80ZM186 239V238H185ZM207 239V238H206ZM210 239V238H209ZM209 239H208V241H209ZM6 240H7V238H6ZM5 240V241H6ZM38 240V239H37ZM40 240V239H39ZM45 242H47V239H46V237H45ZM184 240V239H183ZM211 240V239H210ZM234 240H236V239H234ZM239 240V239H238ZM237 240V241H238ZM52 241V240H51ZM74 241H76V240H74ZM187 241H188V239H187ZM242 241V240H241ZM11 242H12V240H11ZM77 242V241H76ZM184 242H185V240H184ZM233 242V241H232ZM239 242V241H238ZM10 243V242H9ZM13 243V242H12ZM38 243H41V242H38ZM37 243V244H38ZM73 243V242H72ZM182 243H183V241H182ZM2 244V245H1ZM46 244V243H45ZM44 243H43V245H45ZM215 244H216V242H215ZM240 244H241V242H240ZM6 247H5V246ZM47 245V247L49 246L48 244H46ZM51 245H52V242H51ZM239 245V244H238ZM77 246V245H76ZM58 247V246H57ZM179 247H181V246H179ZM5 248V249H4ZM8 248V247H7ZM44 248H45V246H44ZM238 248V247H237ZM239 248H241V247H239ZM28 249V248H27ZM34 249V248H33ZM32 248H31V250H33ZM39 250H40V248H38ZM71 249V248H70ZM79 249V248H78ZM30 250V251H31ZM59 250V249H58ZM61 250H62V248H61ZM185 250V249H184ZM2 251V250H1ZM28 251H29V249H28ZM38 251V250H37ZM47 251H49V250H47ZM50 251H51V249H50ZM60 251V250H59ZM12 252V251H11ZM10 252V253H11ZM33 252H34V250H33ZM44 252V251H43ZM62 252V251H61ZM9 253V252H8ZM8 253H6V254H4V258H5V256L7 257V255L9 256V254ZM31 253H32V251H31ZM36 253V252H35ZM35 253H32V255L34 254V255H36ZM38 253V252H37ZM40 253V252H39ZM41 253H42V251H41ZM39 254L40 256H39V258L41 257V255L42 254ZM47 253V252H46ZM45 252L43 253V254H46ZM243 253V252H242ZM0 254H2L3 255V251L0 253ZM12 254V253H11ZM10 254V255H11ZM25 254V253H24ZM183 254V253H182ZM238 254V253H237ZM1 255V256H2ZM27 255H29L30 256V252H29V254L27 253ZM48 255H49V253H48ZM47 255V256H48ZM51 255V254H50ZM53 255V254H52ZM62 255V254H61ZM60 255V256H61ZM184 255V254H183ZM23 256H25V255H23ZM46 256V255H45ZM55 256H56V254H55ZM236 256V255H235ZM234 256V257H235ZM11 257H14V255L12 254V256ZM31 257V256H30ZM34 257L35 256H33V259H34ZM51 257H53V256H51ZM238 257V256H237ZM243 257V256H242ZM242 257L240 256V258L242 259ZM1 258V257H0ZM9 258H10V256H9ZM15 258V257H14ZM25 258V257H24ZM26 258H28V257H26ZM36 258V257H35ZM47 258V257H46ZM49 258V257H48ZM47 258V259H48ZM58 258V257H57ZM61 258V257H60ZM64 258V257H63ZM219 258H220V256H219ZM6 259V258H5ZM13 258H11L10 260H12ZM31 259H32V257H31ZM32 259V260H33ZM50 259V258H49ZM244 259V258H243ZM1 261L3 260V257L0 259ZM26 260V259H25ZM29 260V259H28ZM31 260V261H32ZM37 260H38V258H37ZM37 260H36V262H35V264L37 263ZM52 260V259H51ZM79 260H81V258L79 259ZM237 260V259H236ZM7 261H9L8 259H7ZM41 261H45V259H44V257L42 256L41 258H40V260H39V262L38 263H40ZM58 261H59V259H58ZM84 261V260H83ZM248 261V260H247ZM259 261V260H258ZM46 262V261H45ZM45 262H43V263H45ZM173 262V261H172ZM171 262V263H172ZM244 261H242V263H243ZM246 262V261H245ZM2 263V262H1ZM0 263V264H1ZM7 263H10V262H7ZM14 264H15V260H14V262H13ZM12 263V264H13ZM20 263V262H19ZM18 263V264H19ZM42 262H41V264H43ZM84 263V262H83ZM258 263V262H257ZM261 263V262H260ZM6 264V263H5ZM47 264H49V263H47ZM58 264V263H57ZM173 264V263H172ZM245 264V263H244ZM247 264H249V263H247ZM253 264H255V262L253 263Z\"/></svg>",
	"mask_w": 264,
	"mask_h": 264
}]
</instances>
